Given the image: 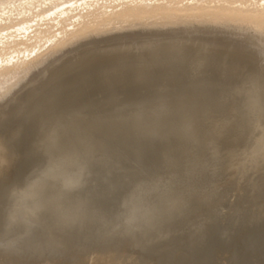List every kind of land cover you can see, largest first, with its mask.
I'll use <instances>...</instances> for the list:
<instances>
[{"label":"rangeland","instance_id":"rangeland-1","mask_svg":"<svg viewBox=\"0 0 264 264\" xmlns=\"http://www.w3.org/2000/svg\"><path fill=\"white\" fill-rule=\"evenodd\" d=\"M106 21V20H105ZM94 25H98V23H96V21L93 23ZM92 23L91 24H87L84 28H83V30L84 29H86L87 31H88V33H91L92 31H94L93 30V27H94V25H93ZM88 27V28H87ZM142 28V29H141ZM149 29V27H137V29L136 28H132V30H134L133 32H132V30L131 29H129V31H126V37H128L129 38V36H130V34L132 35V33H133V36H131V38L127 41H125V42H123V44H121V46H119L118 48H114V52L116 53L117 51L119 52V51H127V50H135V51H144V50H146V51H149L151 48H153V47H158V49H160V48H164L165 46V48H167L168 47V49L169 50H167L164 54H162L160 57H157V59H155V60H153L149 65H153L154 63H158V64H160L159 63V61L161 62V64L163 63V65L162 66H164L163 67V72L164 73H166L167 74V67H165V63H167L168 65H170V64H172L173 62H174V64H177V62L178 61H173L174 59H172V54H174V53H177L176 51H179V50H181V49H190V48H203V49H207V50H210V51H216V53L219 55V54H222V55H220L221 57L223 56H226L225 57V59L227 60H225V59H222L223 61L225 60L227 63L229 62V60H233V58H234V60H235V62H237V60H239V62L242 60L243 62H245V63H243L242 61H241V64L242 65H239V69H243V67L245 68V69H247V65L249 66L248 67V69L247 70H249V68H251L252 70H253V72L254 73H257L258 71H259V68H260V64H261V60H262V58H264V57H262V52H264L263 50H264V38H262V36H261V34H260V32L259 31H257V30H245L244 29V31H243V28H235V29H232V28H230L229 30H224V31H222V30H219V31H212L213 33V35L211 34V31H197V32H187V31H184V30H182V29H175L174 31L173 30H165V29H163L162 30V28H157V30H156V28H150L149 30L151 31H149V30H147L146 31V29ZM91 29V30H90ZM143 29H145V31L148 33V34H150V35H148L146 32H144L143 31ZM152 29V30H151ZM156 31H158V32H156ZM240 29V30H239ZM135 30L137 31V32H135ZM138 30H139V34H138ZM180 32H179V31ZM163 31V32H162ZM165 31H167V33L169 32V31H171V33L169 32L168 33V35H167V33H165ZM222 31V32H221ZM135 32V33H134ZM143 32L145 33V34H143ZM163 34H162V33ZM179 32V33H178ZM183 32V33H182ZM218 32V33H217ZM182 33V34H181ZM189 33V34H188ZM196 33V34H195ZM134 34H137V35H134ZM141 34H142V36H141ZM155 34H157V35H155ZM170 34V35H169ZM176 36H174V35ZM185 34V35H184ZM186 34H188V35H186ZM194 34V35H193ZM217 34V35H216ZM225 34H227L226 36H225ZM258 34V35H257ZM107 35L109 36L110 34H105V33H101L100 32V34H89V35H85L83 38H70V39H67V40H65V41H61V43H59V46L55 49V48H51V47H48L46 50H44L42 53H41V55H39L38 56V59H35L34 61H33V63H34V67L35 68H33L34 70L33 71H35V73H34V75L36 74V72L38 73V68H40V71L42 72L45 68H48L50 65H53L54 63L53 62H55V63H58V62H64L66 59H68V56L70 57L71 56V54L74 56V55H77V53H72L73 51L72 50H76V48H78V45L79 46H81V45H83V43H84V45H86V44H89V43H91V40L93 41H95L96 39H101L100 40V42H101V44H99L100 42L98 41V40H96L95 42H93V43H91V44H89V47L90 48H92V50H93V52H97V53H99V54H101V53H105V51H107L108 50V48H109V45H108V39L106 38L107 37ZM117 35L118 36H125V35H119V34H114V35H110L108 38L110 39V38H114V37H117ZM128 35V36H127ZM159 35H162V36H159ZM165 35V36H164ZM167 35V36H166ZM172 35H173V37H175V38H173L172 37ZM183 35H184V37H183ZM198 35H201L200 37L198 36ZM230 35H231V37H230ZM250 35V36H249ZM102 36V37H101ZM105 36V37H104ZM136 36V37H135ZM139 36V37H138ZM147 36H149L148 38H150L149 40H147ZM155 38H154V37ZM172 37V40L170 39V37ZM177 36L178 37H180V39L179 38H177ZM186 36H187V38H186ZM205 36H207V37H210V38H207V37H205ZM217 36H219L220 37V39H219V37H217ZM223 36H224V38H223ZM244 36V37H243ZM96 37H100V38H96ZM136 38V40L134 41V39H132V38ZM142 37V38H141ZM144 37V38H143ZM164 37V38H163ZM165 37H168L167 39L165 38ZM191 37V38H190ZM195 37V38H194ZM203 37H205V39L203 38ZM214 37V39H212ZM216 37V38H215ZM103 38V39H102ZM105 38L107 39V40H105ZM138 38L140 39V40H138ZM146 38V39H145ZM157 38V39H156ZM189 38V39H188ZM198 38V39H197ZM207 38V39H206ZM222 38V39H221ZM230 38H233V39H230ZM238 38V39H237ZM249 38V39H248ZM188 39V40H187ZM193 39V40H192ZM202 39V40H201ZM251 39V40H250ZM261 39V40H260ZM71 40V41H70ZM73 40H75V41H73ZM90 40V41H89ZM102 40L103 41H106V43L104 42L103 43V45H102ZM157 40V41H156ZM171 40V41H170ZM183 40V41H182ZM235 40H237V41H235ZM87 41V42H86ZM239 41V42H238ZM247 41V42H246ZM139 42V43H138ZM148 42V43H147ZM98 43V44H97ZM243 43H244V45H243ZM64 44V45H63ZM165 44V45H164ZM61 45V46H60ZM91 45L93 46V47H91ZM98 45H101V46H98ZM108 45V46H107ZM133 45V46H132ZM169 45V46H168ZM178 47V49H176V47ZM246 45V46H245ZM74 46H76V47H74ZM186 46V47H185ZM261 46H263V47H261ZM60 47V48H59ZM72 47V48H71ZM94 47H96V48H94ZM99 47V48H98ZM188 47V48H187ZM212 47H214V48H212ZM75 48V49H74ZM254 48V49H253ZM176 50L175 52L174 51H171V50ZM258 49V50H257ZM262 50V51H261ZM46 51V52H45ZM69 51H71L70 53V55L68 54L69 53ZM48 52H50V53H48ZM64 52L65 53H67V54H64ZM53 53V54H52ZM62 53V54H61ZM58 54H60V55H58ZM171 54V55H170ZM225 54V55H224ZM235 54V55H234ZM61 55H65V57H61V58H59ZM67 55V56H66ZM59 56V57H58ZM220 56H219V59H220ZM228 56H229V58H228ZM230 56H232V57H230ZM57 57H58V59H60V60H58L57 59ZM67 57V58H66ZM236 57V58H235ZM50 58H54L53 60L51 59L50 60ZM232 58V59H231ZM237 58H239V59H237ZM240 58H241V60H240ZM244 58H246L247 59V61H246V59H244ZM219 59H213L212 60V62H214V63H216V64H218L219 65V63L221 62V61H218ZM249 59H251V60H249ZM46 60H48V61H46ZM54 60H58V61H54ZM117 60V59H116ZM233 60V61H234ZM47 63H46V62ZM50 61H52L51 63H50ZM169 61H170V63H169ZM185 60H183V61H181L182 63L184 62ZM250 61H252V62H250ZM154 62V63H153ZM165 62V63H164ZM185 62H188V61H185ZM184 62V70H186L185 69V66H187L186 65V63ZM232 61H230L229 62V64L231 63ZM248 62H250L249 64H247ZM47 65H46V64ZM180 62H178V64H179ZM197 63V62H196ZM199 63V62H198ZM197 63V64H198ZM201 63V64H200ZM199 64L201 65V66H203V63H205V62H200ZM213 63V64H214ZM225 63V62H224ZM233 63V62H232ZM42 66H41V65ZM50 64V65H49ZM128 64V63H127ZM177 64V67L179 66V69L177 70V71H179V72H177L176 70H174V68L176 69L177 67L175 66L174 68H172L173 69V72H172V70H171V72L172 73H170V69L168 68V70H169V74L168 75H170V77L168 78V79H170L169 81L171 82V80H172V82L171 83H169L168 82V79H167V81H165L166 80V78L165 77H167V75L166 74H161V75H159V78H161V79H158V76L157 77H155V76H150V75H146V72H145V69H143L142 71H140L141 69H139L138 70V67L136 66V67H134L135 66V64H134V66L133 67H129L128 68V65H125V66H123V68L125 67V69L121 72V71H116V70H110L111 71V73H110V71L109 70H106L107 71V73H106V71H102V73H99V75H97L95 78L97 79V82L94 84V85H91V87L90 86H88V87H86V88H84L83 89V92H82V89H81V91H79L80 93H78V95L75 97V99H73L72 101H77L79 104H78V111H76V112H74L73 111V109H70L71 107H70V105H71V101H69L68 99H66V100H63V101H61L58 105H57V107L55 108L56 110H55V113H53L50 117H44V118H42L41 117V119L40 120H38V123L36 122V121H34V122H31L30 123V125H28V127H26V128H24V126H21L23 123V119H24V115H20V116H17L15 119L17 120H15V119H13V121H11V123L9 124V126L8 127H6V128H4V127H0V129H2V130H0V134H6V136L7 137H9V138H13L14 136L16 137V138H13V139H10V143H9V145H8V149H9V152L7 153V156H6V160L8 161V163H7V165H5L4 166V168H3V171H4V176H3V178L2 179H0V217H2L3 216V213H4V210L7 208V206H8V203H9V201H8V196H9V193H10V191L14 188V187H16V186H19V185H21L22 184V182H23V184L26 182V180L33 174V173H35V172H38L41 168H43L44 167V164H45V162H46V158H45V156H44V154L39 150V149H37L38 147H37V145H38V141L40 140L39 138H41V131H39V129H42L41 128V125H42V121H44V120H47V119H49V118H51L53 115H55V114H58V113H60V114H63L65 117H66V119L63 121V124H64V126H63V129H64V133H65V142H66V144L68 145V146H77L81 141H83V142H87V141H89L88 139V136H92V138H91V136H90V139H91V141L90 142H87L88 144L90 143V145H92L93 147H94V150H93V152H95L96 150V148H97V150L99 151H96L95 153H93L92 152V154H91V157H90V159H89V162H88V165H89V167L91 168V169H89V167H88V175H87V178H86V180L88 179L89 180V178H90V180L89 181H91V182H89L88 180L86 181V184H85V188H87V190H85V188H83V190H81V191H79L78 193H76L75 194V196L78 198H80V199H84L85 201H88L87 203L89 204V206L91 207V208H93V210H94V208L96 207V208H98V209H95L94 211H93V214H95V215H91V217H90V220H92V222L91 221H88L86 224H84L83 226H85V227H83V226H77V227H73V228H71L70 229V231H69V229L68 230H66V231H62L61 233H66V234H64V235H66L65 237H66V239H65V237H63L62 236V234L60 233V232H58L56 235L58 236V234L60 235V237H56V238H61V241H59V242H57L60 246L63 244V245H67L66 243H68V241L70 242V243H72V242H74V241H76V240H78V238L80 239L81 238V236H95L96 234L95 233H98V234H100V235H106V234H111V235H113V236H116V235H118V234H112V231H113V227L115 226V225H113V223L114 224H116L119 220V216H121L122 214L120 213L121 211H122V213H127L128 212V210H129V214H127L128 216H131V217H134V218H139L140 220L141 219H144V220H141V221H144V223H148V224H150V227H148V228H146L144 231H143V233L145 232V234H146V236H147V239H148V241H150V239H151V237H152V235L151 234H153V232L154 233H156V230H157V226L158 227H160L161 226V228H160V230H159V232L157 233V238L155 239V240H152L151 241V243L154 245L155 244V242H156V240H157V242L156 243H158L159 242V244H156V245H158L160 248H161V250H160V248L159 247H154L153 245H151V244H149L148 245V247L151 249V251L149 250V248L147 247V251L149 252V254H147L148 252L147 251H142V253L140 254V251H139V249H133L132 248V246H131V239H130V237H125L123 240H119L118 242L120 243V247H119V249L117 250V249H108V250H105V249H89V250H87V251H85V252H81V253H72V254H70V255H65V256H61V255H55V257L57 258L56 260H59L60 259V257H61V259L58 261V262H60L59 264H66V263H64L65 262V260L66 259H68L69 260V262H68V260H66V262H67V264H142V262H145V261H148V263H146V264H178V261L177 260H181V261H183V263L184 264H200V263H202V264H258L259 263V261H261L259 264H264V207H262V204H264V201H262V199H261V190L262 189H264V176H263V174H264V151H262L261 149H262V147L264 148V145H259V144H256V142H254V140L252 141V143H250V139H249V136L247 135V133L249 134V132H248V130H247V128H246V126H245V124H244V122H242V119H241V117L240 116H235V117H232V113H231V109L230 108H232V105H231V102H230V100H228L227 98H229V95H228V93L227 92H229V89H230V85L229 84H231L230 83V81H226V80H223V81H221V79L219 78L220 76L219 75H217L218 74V71H217V73H214V75H213V73L212 72H216V70L218 69V67H215L213 64L211 65H209L210 66V68L212 67V70H214L215 69V71H212L211 69H207V71H211V73H212V75H210V73L209 72H206V73H209V74H207V76H206V74H205V72H204V68H207V67H205V66H207L208 64H206L205 63V66H203V67H201V70H200V66L199 67H197V66H193V64L194 63H187V64H192L191 66H189L188 65V67L191 69V71H190V69L188 68V70H186V71H184L183 70V64H179L178 65ZM198 64V65H199ZM235 64V63H234ZM238 64H240V63H238ZM245 64H247L246 66H244ZM43 65H44V67H43ZM130 65V64H129ZM137 65V64H136ZM148 65V66H149ZM182 65V66H181ZM196 65V64H195ZM220 65H225V64H222V63H220ZM219 65V66H220ZM250 65H252L251 67H250ZM253 65H254V67H253ZM180 66L182 67L181 68V71L183 72H185L186 74H183L181 71H180ZM208 66V67H209ZM241 66H243V67H241ZM146 67V66H145ZM170 67V66H169ZM171 67H173V65L171 66ZM194 67H197V68H199L198 70H196V73H195V70H193L192 68H194ZM214 67V68H213ZM121 69L120 70H122L123 68L122 67H120ZM126 68H128V69H126ZM134 68H136L137 70L134 72ZM141 68V67H140ZM166 68V69H165ZM187 68V67H186ZM217 68V69H216ZM219 68H221V67H219ZM36 69V70H35ZM42 69V70H41ZM132 69V70H131ZM165 69V70H164ZM118 70H119V68H118ZM127 70V71H126ZM206 70V69H205ZM244 70V69H243ZM243 70H241V72L243 71ZM251 70V71H252ZM255 70H257V72L255 71ZM39 71V72H40ZM125 71V72H124ZM167 71V72H166ZM177 73H176V72ZM192 71L195 73V74H197L199 77H197V75H195V74H193L192 73ZM197 71H199L198 73H197ZM200 71H202L201 73L203 74L204 73V76H205V78H204V76L202 77L201 75V73H200ZM246 71V70H245ZM245 71H243L244 73H245ZM251 71H247L248 73H250ZM28 73L27 74V76L29 77V78H27V76H26V78L27 79H29V80H27L26 78H24V80H22L21 82H19V83H21V84H23V83H25L26 81V83L28 84L29 83V85H27L26 83L24 84L25 86H21V84H20V86H19V83L17 84L18 85V89L16 88V87H14V88H10V90L11 91H9V90H7L8 91V93H6V91H2L1 89H0V117L4 114V115H6V114H8L9 112H11L12 110H14V108L16 107V104H17V101H18V99H19V97L20 98H22V97H24V95H25V97H26V95L30 92V91H32V89L33 88H36L37 86H39L40 85V79L39 78H37V77H35V80H33L32 81V79H34V75H33V73ZM40 72V73H41ZM115 72V73H114ZM119 72V73H118ZM125 74H127L126 76L124 75V73ZM132 72V73H131ZM144 72H145V76H144ZM184 75V77L181 75V79H178V77H180V74L181 73ZM240 72V73H241ZM252 72V73H253ZM104 73V74H103ZM110 73V74H109ZM123 73V74H122ZM132 74V78L130 77V75L129 74ZM134 73H136V75H134ZM138 73V74H137ZM141 73V74H140ZM178 74V73H180V74H178V76L176 75V74ZM192 73V74H191ZM115 74V75H114ZM117 74H119V77H121L122 75V77L121 78H118V77H116V75ZM141 76H140V75ZM190 74V75H189ZM215 74L217 75V77L215 76ZM103 75V76H102ZM104 75H106V76H104ZM111 75V76H110ZM113 75V76H112ZM164 77H163V76ZM166 75V76H165ZM186 75V76H185ZM189 75V76H188ZM245 75V74H244ZM30 76H32L33 78H31ZM100 76V77H99ZM118 76V75H117ZM137 76H139V77H137ZM149 76L151 77V78H149ZM175 76H176V78H175ZM190 76H194V78H192L193 80H191V78H189ZM208 76H210L211 78H212V82H213V79H214V83H212V82H210L209 80H207V79H211L210 77L208 78ZM215 76V78H213ZM106 77H108L109 79H110V83L108 82V78H106L107 79V81L105 80V78ZM141 77V78H140ZM146 77L147 78H149L150 79V81H148L147 79H146ZM154 79H153V78ZM196 77V78H195ZM204 78V79H201V78ZM104 78V79H103ZM114 78V79H113ZM118 78V80H116ZM143 78V79H142ZM144 78L146 79V80H144ZM173 78V79H172ZM175 78V79H174ZM188 78L190 79V82H188L187 80H188ZM26 79V80H25ZM31 79V80H30ZM37 79V80H36ZM124 79H127V80H124ZM142 79V80H141ZM155 79H157L158 80V82L155 80ZM164 79V80H163ZM183 79V80H182ZM187 79V80H186ZM198 79V82L197 81H195V80H197ZM217 80V82H216V80ZM113 80H115L114 81V83L112 82ZM121 80V81H120ZM135 80V81H134ZM141 80V81H140ZM144 80V81H143ZM152 80L154 81V82H152ZM160 80H162L163 82H161ZM178 80V81H177ZM200 80V81H199ZM218 80H220V81H218ZM30 81V82H29ZM103 81V82H102ZM125 81H127V83L125 82ZM130 81V82H129ZM138 81L140 82V83H138ZM146 81H148V82H146ZM165 81V82H164ZM179 81H181V83H183V85H185L184 87H182L183 85H181V83L179 82ZM183 81H185V82H183ZM186 81H187V83H188V85H189V87H188V85H187V83H186ZM192 81H194V82H192ZM203 81H205L204 83H203ZM209 81V82H208ZM101 82H102V84H101ZM129 82V83H128ZM132 82H137V83H135V87H134V84L132 83ZM178 82V83H177ZM200 82H201V84H200ZM222 83V82H225V83H222V85H220L219 83ZM233 82V81H232ZM100 83V84H99ZM107 83V84H106ZM116 83V84H115ZM132 83V84H131ZM142 83V84H141ZM146 83H147V85H146ZM152 83V84H151ZM158 83V84H157ZM168 83V84H167ZM185 83V84H184ZM196 83H199V85L198 84H196ZM207 83V84H206ZM209 83V84H208ZM98 84V85H97ZM104 84V85H103ZM112 86H111V85ZM128 84H129V86H128ZM139 84V85H138ZM145 84V85H144ZM149 84V85H148ZM154 84H155V86H154ZM157 84V85H156ZM167 84V85H166ZM172 84V85H171ZM175 84V85H174ZM179 84V85H178ZM203 84V85H202ZM206 84V85H205ZM213 84V85H212ZM218 84V85H217ZM224 84H226V85H224ZM228 84V85H227ZM102 85V86H101ZM108 85L110 86L109 88H108V90H106V88H103L104 86L105 87H108ZM122 85V86H121ZM139 87H138V86ZM143 85V86H142ZM192 85V86H191ZM194 85V86H193ZM198 85V86H197ZM207 85H209L208 87H207ZM212 85V86H211ZM117 86V87H116ZM120 86V87H119ZM124 86V87H123ZM141 86V87H140ZM147 86V87H146ZM151 86V87H150ZM152 86H154V87H152ZM156 86H158V87H156ZM161 86V87H160ZM170 86H171V89H172V91L170 90ZM191 86V87H190ZM215 86V87H214ZM217 86V87H216ZM220 86V87H219ZM20 87H21V89H22V92L20 91L21 89H20ZM24 87H25V90H24ZM93 87H94V89H93ZM99 87V89H97ZM102 87V89L100 90V88ZM126 87H129V88H131V90L132 91H134L135 92V94L136 95H133L134 93H132L131 94V90L129 89V88H127L126 90L124 89V88H126ZM145 87V88H144ZM165 87V90L163 89ZM169 87V88H168ZM181 87L182 88H187V89H181ZM203 87V89H201ZM219 87V88H218ZM225 87V88H224ZM228 87V88H227ZM88 88V89H87ZM91 88V89H90ZM117 88H118V90H119V88H120V92H129L130 94H131V96H130V94H129V96L127 97V95L126 94H122V93H118L119 91H117ZM134 88L137 90L138 88V90L136 91V90H134ZM151 88H152V91H151ZM159 90H158V89ZM176 88H178V90H176ZM189 88V89H188ZM193 88H195V89H193ZM197 88V89H196ZM207 88H209V89H207ZM213 88V89H212ZM216 88V89H215ZM224 88V89H223ZM227 88V89H226ZM14 89V90H13ZM27 89V90H26ZM87 89V90H86ZM92 89L94 90V91H92ZM95 89H96V91H95ZM129 89V90H128ZM154 89H157V90H155V91H153ZM161 89L162 90H164V91H161ZM218 89V90H217ZM219 89H220V91H219ZM117 92H116V91ZM142 91V90H147V92L145 91V92H143V93H140V91ZM149 90H150V92H149ZM175 90V91H174ZM198 90V91H197ZM211 90V91H210ZM214 90V91H213ZM215 90H217V91H215ZM226 90H227V92H226ZM14 91H16V92H14ZM84 91H86V92H84ZM88 91V92H87ZM102 91H104V92H102ZM131 91V92H130ZM204 91H205V93L206 94H204ZM15 93V94H12V93ZM93 92V93H92ZM98 92H99V94H98ZM100 92L102 93L101 95H103V97L100 95ZM151 92H152V94H151ZM157 92V93H156ZM217 93V95H218V97H216L217 95H216V93ZM227 94H225V93ZM2 93H4V94H2ZM24 93H26V94H24ZM88 93V95H86ZM89 93H91V94H89ZM108 93H111L112 95L114 94V96H112V95H108ZM141 95H139V94ZM146 93V94H145ZM151 94V95H149V94ZM208 93V94H207ZM214 93V94H213ZM222 93H223V95H222ZM1 94H2V96H1ZM7 94V95H6ZM22 94H24V95H22ZM118 94V95H117ZM142 94H144V96L142 95ZM158 94V95H157ZM182 94V95H181ZM185 94V95H184ZM191 94V95H190ZM3 95H5L6 96V98H5V96H3ZM18 96L17 98H16V96ZM81 95H82V97H81ZM106 95H108V96H106ZM117 95V96H116ZM120 95V96H119ZM138 95V97H136ZM175 95H176V97L178 98H176L175 99ZM220 95H221V97H220ZM226 95V96H225ZM13 96V98H11ZM79 96V97H78ZM83 96H85V98L83 97ZM94 96H95V98H94ZM97 96V97H96ZM98 96H101V97H99L98 98ZM107 98H106V97ZM126 98H125V97ZM203 96V97H202ZM1 97H3V98H1ZM10 97V98H9ZM117 97H119V99L117 98ZM131 97V98H130ZM172 97V98H171ZM214 98V99H212V98ZM215 97L217 98L216 100H215ZM9 98V99H8ZM84 98V99H83ZM90 98L93 100V98H94V100L92 101V100H90ZM106 98V99H105ZM124 100H123V99ZM128 98V99H127ZM138 98H139V100H138ZM148 98V99H147ZM222 98H224V99H222ZM8 99V100H7ZM104 101H103V100ZM112 99V100H111ZM117 101H116V100ZM146 99H147V102H146ZM156 99V100H155ZM192 99V100H191ZM196 99V100H195ZM218 99L220 100L221 99V101H219V102H217V103H220V104H218V106H217V103L215 102V101H218ZM5 102H7V103H5ZM71 100V99H70ZM85 100V101H84ZM86 100H87V102H86ZM89 100V101H88ZM106 100V101H105ZM154 100V101H153ZM209 100V101H208ZM9 101V102H8ZM12 101V102H11ZM79 101H81V102H79ZM104 103H103V102ZM137 101H142L143 102V104L142 105H140V106H143V107H140L139 105H137ZM173 101V102H172ZM177 101V102H176ZM184 103H183V102ZM196 101V102H195ZM4 102V104H2ZM76 102V103H77ZM84 102V103H83ZM92 102V103H91ZM95 102H97V104L95 103ZM128 102V103H127ZM134 102L136 103V104H134ZM188 104H187V103ZM191 102V103H190ZM199 102V103H198ZM227 102V103H226ZM9 103H10V105H9ZM73 103V102H72ZM103 103V105H100V104H102ZM117 103V104H116ZM130 103H133V105L132 104H130ZM91 104V105H90ZM108 106V107H106V105ZM161 104H163L164 105V110H163V112H159L158 111V107H160V105ZM172 104V105H171ZM185 104V105H184ZM212 105L211 107L210 106H207V105ZM213 104H216V106L219 108V109H217V108H215V106H213ZM223 104V105H222ZM1 105H3V106H1ZM66 105V106H65ZM81 105V106H80ZM99 105V106H98ZM175 105V106H174ZM196 105V106H195ZM198 105V106H197ZM220 105H222V107H223V109L225 110H223L222 109V107L220 108ZM85 106H86V108H85ZM104 106V107H103ZM206 106V107H205ZM226 108H225V107ZM14 107V108H13ZM83 107H84V109H83ZM112 107V108H111ZM120 107H122V108H120ZM147 107V108H146ZM194 107V108H193ZM97 108V109H96ZM99 108V109H98ZM131 108V109H130ZM136 108H138L137 110H136ZM141 108V109H140ZM144 108V109H143ZM150 108L152 109V110H157L158 111V115H160V116H157V117H151V111L152 110H150ZM171 108V110H169ZM186 108V109H185ZM208 108V109H207ZM12 109V110H11ZM94 109V110H93ZM146 109H148V110H146ZM167 109V110H166ZM173 109V110H172ZM216 109V110H215ZM227 109H229V110H227ZM82 110V111H81ZM103 110V111H102ZM118 110V111H117ZM123 110H125V111H123ZM208 110V111H207ZM210 110V111H209ZM73 111V112H72ZM111 111V112H110ZM127 111V112H126ZM129 111H131V112H129ZM141 111V112H140ZM169 111V112H168ZM187 111V112H186ZM190 111V112H189ZM192 111V112H191ZM203 111V112H202ZM99 112V113H98ZM136 112V113H135ZM197 114H196V113ZM200 112V113H199ZM222 112V113H221ZM88 113V114H87ZM91 113V114H90ZM105 113V114H104ZM109 115H108V114ZM140 113L141 114H143L142 116L140 115ZM170 113V114H169ZM228 113V114H227ZM231 113V114H230ZM75 115L76 117H72V115ZM96 114V115H95ZM101 114V115H100ZM126 114V115H125ZM136 114H138V117H137V115ZM146 114V115H145ZM167 114H168V117H167ZM196 114L197 115V117L196 116H194V115ZM200 114V115H199ZM202 114V115H201ZM226 114V115H225ZM3 115V116H4ZM88 115V116H87ZM102 115H103V117H102ZM105 115V116H104ZM166 115V116H165ZM221 115V116H220ZM231 115V116H230ZM85 116H87V119H85ZM98 116H100L101 118H104V121H106V123H104V124H101L100 126H98L99 124H97L96 123V118L98 117ZM111 116V117H110ZM116 116V117H115ZM125 116V117H124ZM189 116V117H188ZM200 116H202V117H200ZM229 116V117H228ZM20 119H19V118ZM108 117L109 118H111V119H108ZM117 117H118V119H117ZM130 117V118H129ZM149 117V118H148ZM2 118V117H1ZM18 118V119H17ZM69 118V119H68ZM90 118V119H89ZM159 118V119H158ZM186 118H187V121H186ZM189 118V119H188ZM195 118V119H194ZM199 118V119H198ZM201 118V119H200ZM221 118V119H220ZM225 118V119H224ZM113 119V120H112ZM123 119V120H122ZM129 119H131V120H129ZM133 119V120H132ZM141 119V120H140ZM220 121H219V120ZM231 120L232 121V123L230 124V126L229 125H227L226 126V124L224 123V122H227V121H229V120ZM18 120H21V121H19L18 122ZM111 120V121H110ZM121 122H120V121ZM135 120V121H134ZM140 120V121H139ZM148 120V121H147ZM150 120H152V121H150ZM163 120H164V123H162L163 122ZM167 120V121H166ZM189 120V121H188ZM193 120V121H192ZM195 120V121H194ZM196 120H197V122H198V124H197V122H196ZM217 120V121H216ZM41 121V122H40ZM125 121V122H124ZM160 121V122H159ZM172 121V122H171ZM185 121V122H184ZM219 121V122H218ZM78 122V123H77ZM108 122H110V124H111V122H113V125L111 126L110 124H108ZM135 122V123H134ZM187 122V123H186ZM191 122V123H190ZM194 122V123H193ZM223 122V123H222ZM240 122H242V123H240ZM21 123V124H20ZM117 123V124H116ZM132 123V124H131ZM149 123V124H148ZM151 123V124H150ZM200 123V124H199ZM202 123H203V125H202ZM215 123V124H214ZM219 124V126H218V124ZM18 124H20V125H18ZM35 124V125H34ZM41 124V125H40ZM84 124V125H83ZM127 124V125H126ZM165 124V125H164ZM171 124H173L172 126H170ZM183 124H184V126H183ZM186 124V125H185ZM18 125V126H17ZM116 125V126H115ZM119 125V126H118ZM121 125V126H120ZM124 125H126V126H124ZM159 125V126H158ZM167 125H169V126H167ZM175 125V126H174ZM183 127H182V126ZM205 125V126H204ZM211 125V126H210ZM216 125V126H215ZM225 125V126H224ZM243 125V126H242ZM31 126V127H30ZM97 126V127H96ZM107 126V127H106ZM162 126V127H161ZM165 126H167V129L165 128ZM187 126V127H186ZM214 126V127H213ZM239 126V127H238ZM240 126H241V128H240ZM16 127V128H15ZM19 127V128H18ZM21 127H22V129H21ZM40 127V128H39ZM115 127V128H114ZM118 127V128H117ZM119 127H121V129L119 128ZM126 127H128V128H126ZM147 127H151V129H148ZM156 127H158V128H156ZM168 127H170L169 128V130H168ZM182 127V128H181ZM185 127L187 128L186 130H185ZM202 127V128H201ZM204 127V128H203ZM211 127V128H210ZM3 128H4V130H3ZM28 128V129H27ZM37 128V129H36ZM99 128V129H98ZM101 128V129H100ZM124 128H125V130H127L128 132H129V134H126V133H128V132H126L125 130H124ZM130 128V129H129ZM132 128V129H131ZM146 128V129H145ZM154 128V129H153ZM172 128V129H171ZM180 128V129H179ZM207 128L209 129V132L207 131ZM214 128V129H213ZM221 128V129H220ZM10 129V130H9ZM11 129H14V130H11ZM32 131H30V130ZM66 129H68L69 131L67 132V130ZM95 129V130H94ZM148 129V130H147ZM153 129V130H152ZM184 129V130H183ZM205 129V130H204ZM211 129L213 130V132H211ZM229 129H232V131L231 130H229ZM241 129V130H240ZM65 130H66V132H65ZM88 130V131H87ZM94 130V131H93ZM102 130V131H101ZM116 130V131H115ZM144 132V133H142V131ZM152 130V131H151ZM164 132H166L167 130V134H169V132H170V135H167L166 133H164ZM173 130V131H172ZM202 130V131H201ZM214 130H216L217 131V133H216V131H214ZM237 130V131H236ZM5 131H6V133H5ZM11 131V132H10ZM19 131V132H18ZM23 131H24V133H23ZM34 131V132H33ZM38 131H39V133H38ZM91 131V132H90ZM98 131V132H97ZM106 131V132H105ZM117 131H119V132H117ZM130 131H131V133H130ZM133 131V132H132ZM146 131H147V133H146ZM150 133H149V132ZM162 131V132H161ZM195 131V132H194ZM205 131H207L206 133H205ZM221 131H223V132H221ZM17 132L19 133V135H18V137H17ZM26 132H30L29 134L27 133L26 134ZM38 134H37V133ZM75 132V133H74ZM96 132V133H95ZM103 132V133H102ZM108 132V133H107ZM125 132V133H124ZM137 132V133H136ZM140 132V133H139ZM152 132V133H151ZM154 132H158V133H163V134H165V135H163V134H161L160 135V137L161 138H163V139H161L160 137H159V134H158V136H157V134L156 133H154ZM174 134H173V133ZM190 132H191V135H190ZM215 132V133H214ZM237 132V133H236ZM22 133V134H21ZM77 133V134H76ZM88 133H89V135H88ZM92 133V134H91ZM106 133V134H105ZM118 133H119V137H118ZM121 133V134H120ZM133 133L134 134H138V136H136V135H133ZM149 133V134H148ZM227 133V134H226ZM10 134V135H9ZM24 134V135H23ZM36 134V135H35ZM69 134V135H68ZM96 134V135H95ZM101 134V135H100ZM105 134V135H104ZM171 134H172V136H171ZM231 136H230V135ZM21 135H22V137H21ZM107 135V136H106ZM115 135H116V137H115ZM121 135V136H120ZM125 136L124 137V139H123V137L122 136ZM127 135V136H126ZM132 135V136H131ZM145 135V136H144ZM149 136V138L147 137V136ZM151 135H152V137H151ZM207 135V136H206ZM226 137H225V136ZM229 136V139H228V136ZM258 136H259V134H257ZM24 136V137H23ZM29 136H31V137H29ZM36 136V137H35ZM83 136H85V138H86V140L85 139H82V137ZM106 136V137H105ZM110 136V137H109ZM141 136H143V137H141ZM154 136V137H153ZM157 136V137H156ZM167 136V137H166ZM168 136H170V139H169V137ZM190 137V139L188 138V137ZM204 136H206V137H204ZM215 136V137H214ZM218 136H219V138H218ZM220 136H223L224 138H221ZM236 136H237V138H236ZM34 137H35V140H34ZM37 137H38V139H37ZM96 137V138H95ZM101 137L103 138V141H102V139H101ZM115 138V139H113V138ZM131 138L132 139V141L133 142H131V139H126V138ZM133 137H134V140H133ZM140 137V138H139ZM159 137V138H158ZM173 137V138H172ZM21 138V139H20ZM138 138V139H137ZM155 140H154V139ZM164 138H166V140H168V142L167 141H165V139ZM171 138H172V140H173V143H172V141H171ZM185 139V140H181V139ZM193 138V139H192ZM227 138V139H226ZM247 138V139H246ZM23 139H25V140H23ZM31 139V142L29 141ZM37 139V140H36ZM82 139V140H81ZM101 139V140H100ZM136 139V140H135ZM142 139V140H141ZM153 139V140H152ZM186 139H187V141H186ZM193 141H192V140ZM205 139H207V140H205ZM208 139H210V140H208ZM218 139H221V140H218ZM20 140H21V142H20ZM73 140H75V141H73ZM79 140V141H78ZM81 140V141H80ZM95 140V141H94ZM106 142H105V141ZM111 140V141H110ZM122 140H123V143H124V141H126L124 144H122V146H121V143H122ZM145 141V143L147 144H145L144 143V141ZM157 140V141H156ZM161 140V141H160ZM162 140H163V142L165 141L166 143H163L162 142ZM176 140V141H175ZM226 140V142H224ZM235 140V141H234ZM248 140V141H247ZM23 141H24V143H23ZM33 141V142H32ZM94 141V142H93ZM99 141H100V144H99ZM113 141H115V142H113ZM129 141V142H128ZM134 141L136 142V143H134ZM138 141H140V143L138 142ZM149 141H151V143L149 142ZM170 141V142H169ZM182 141V142H181ZM195 141H196V143H195ZM209 141V142H208ZM17 143L18 144V146H19V149H15V150H11V145L13 144V143ZM71 144H70V143ZM98 142V143H97ZM110 144H109V143ZM113 143V145L115 144L116 146H118V147H115V148H119L118 150H119V152L120 151H122V147H123V153H124V155H122L123 153L121 152V155L120 156H118V154H120L119 152H116L115 153V151H118L117 149H115L114 148V146L112 145V143ZM118 142V143H117ZM119 142H121L120 144H119ZM137 142H138V144H137ZM142 142V143H141ZM153 142V143H152ZM160 143V144H157L158 145V147H157V145L155 146V144L156 143ZM161 142H162V144H161ZM177 142V143H176ZM185 142V143H184ZM190 142H194L193 144H192V146L190 145ZM236 142V143H235ZM247 142V143H246ZM21 143V144H20ZM32 143V144H31ZM73 143V144H72ZM96 145H95V144ZM106 143L107 144H109L110 146H111V148H114L113 150H111V148H110V146L108 147V145H106ZM129 143H131L132 145H133V147L132 146H130L131 144H129ZM155 143V144H154ZM169 143V144H168ZM171 143V144H170ZM187 143V144H186ZM188 143H189V145L191 146L190 148L192 149H190V148H188V149H186L187 147H186V145H188ZM249 143H250V145H249ZM24 144V145H23ZM37 144V145H36ZM100 146H98V145ZM105 144V145H104ZM119 144V145H118ZM128 144V145H127ZM136 144V145H135ZM145 146L146 145V147H144L143 145ZM148 144H149V146H148ZM152 144L154 145V146H152ZM164 144V145H163ZM165 144H168L169 146H167V145H165ZM178 144L180 147H178V146H176V145ZM181 144V145H180ZM183 144H184V146H183ZM200 144V145H199ZM218 144V145H217ZM246 144H247V146H246ZM255 144V149H257V150H255V151H253V150H249V147L252 149L253 148V146L252 145H254ZM20 145H22V146H20ZM30 145V146H29ZM162 146V147H160V146ZM175 145V146H174ZM188 145V146H189ZM194 145V146H193ZM231 145V146H230ZM258 145V146H257ZM103 146H105L104 148H109L108 150L107 149H105L104 150V148H103ZM107 146V147H106ZM120 146H121V148H120ZM128 146V147H127ZM136 146H138V147H136ZM141 146H142V148H141ZM151 146L152 147H154V149L153 148H151ZM184 147V148H182V147ZM208 146V147H207ZM211 146V147H210ZM230 146V147H229ZM234 147V150H233V147ZM28 147H30V148H28ZM32 147V148H31ZM96 147V148H95ZM103 148V150L104 151H106L107 153H110V154H105L104 153V151L102 150V148ZM126 147L129 149V151H128V149H126ZM136 147V148H135ZM157 147V148H156ZM162 149V150H159L160 148ZM165 147V148H164ZM167 147H169V148H167ZM170 147H172V149H174L173 151L172 150H170L171 148ZM175 147V148H174ZM212 147H213V149H212ZM236 147V148H235ZM247 147V148H246ZM258 147V148H257ZM22 148V149H21ZM125 148V149H124ZM139 148V149H138ZM146 148H148V149H146ZM151 149V151H150V149ZM181 148V149H180ZM199 148V149H198ZM207 148V149H206ZM211 148V149H210ZM24 149V150H23ZM35 149V150H34ZM130 149H131V153L132 154H130ZM142 149V151H140ZM156 149H157V153H156ZM168 149H169V151H168ZM194 149V150H193ZM210 149V150H209ZM111 150V151H110ZM115 150V151H114ZM138 150H139V153H138ZM147 150H149V151H147ZM181 150V151H180ZM197 150V151H196ZM208 150V151H207ZM227 150H228V152H227ZM245 150L249 153L250 152V154L252 155V156H249L248 157V155H250V154H245ZM11 151V152H10ZM16 152L17 153V155H16V153H13V152ZM18 151V152H17ZM22 151V152H21ZM102 151V152H101ZM113 151H114V153H113ZM125 151V152H124ZM145 151L147 152V153H145ZM167 151H168V153H167ZM174 151H176V153L174 152ZM184 153H183V152ZM200 151H201V153H200ZM203 151V152H202ZM209 151H211V152H209ZM212 151H215V152H212ZM234 151V152H233ZM128 152V153H127ZM141 152H142V154H141ZM149 152H150V154H149ZM151 152H154V154L153 153H151ZM165 152V153H164ZM173 152L176 154H173ZM180 152H181V154H180ZM187 152V153H186ZM205 152H207V154L205 155ZM231 152V153H230ZM246 152V153H247ZM262 152V153H261ZM31 153V154H30ZM100 153H101V156H100ZM102 153H103V155H102ZM113 153V154H112ZM189 153H191V154H189ZM208 153H210V155L208 154ZM212 153V154H211ZM256 155H255V154ZM37 154V155H36ZM100 156V159L98 158L99 156ZM112 154V155H111ZM128 154V155H127ZM145 154V155H144ZM148 154V155H147ZM168 154V155H167ZM185 155V156H183V155ZM189 154V155H188ZM192 154H194V155H192ZM261 154V155H260ZM24 155V156H23ZM36 155V156H35ZM94 157H93V156ZM97 155V156H96ZM114 155V156H113ZM117 155V157H115ZM131 157H130V156ZM143 155V156H142ZM163 155V156H162ZM167 155V157H165ZM171 155H173V157L171 156ZM183 157H182V156ZM212 155V156H211ZM217 155V156H216ZM245 155H247L246 157H248L247 159H245L244 157H245ZM256 157H255V156ZM263 155V156H262ZM29 156H30V158H29ZM32 156V157H31ZM122 156H125L124 157V159H123V157ZM148 156V157H147ZM175 156V157H174ZM190 156H191V158H190ZM198 156V157H197ZM207 156V157H206ZM209 156V157H208ZM211 156V157H210ZM235 156H237V157H235ZM95 157H97V158H95ZM108 157V158H107ZM119 157H121V158H119ZM129 157V158H128ZM142 157V158H141ZM150 157H152V158H150ZM159 157H161V158H159ZM164 159H163V158ZM172 157V158H171ZM193 157H195V158H193ZM201 157H203V158H201ZM214 159H213V158ZM229 157H231V158H229ZM251 157H252V159H251ZM260 157V158H259ZM92 158L94 159V160H92ZM103 158V159H102ZM114 158H116L115 160H114ZM120 159L119 160V162L117 161V159ZM144 158V159H143ZM159 160H158V159ZM169 158V159H168ZM174 158V159H173ZM187 158V159H186ZM197 158V159H196ZM205 158V159H204ZM221 158V159H220ZM226 158V159H225ZM31 159V160H30ZM37 159V160H36ZM96 159H98L99 161L100 160H104V161H100V163L98 162V160H96ZM112 159H113V161H112ZM144 161H143V160ZM161 159V160H160ZM167 159V160H166ZM176 159H177V162H176ZM201 159V160H200ZM204 159V160H203ZM208 159V160H207ZM215 159H217V160H215ZM224 159H225V161H224ZM243 159V160H242ZM245 159V160H244ZM253 160L255 163H253V161H251V160ZM255 159V160H254ZM256 159H260V160H256ZM11 160L12 161H14V160H16V162L18 163V165L19 164H21V163H23L22 165H20V167H19V169H18V171H16L15 173V175L14 176H11L12 175V173L10 172L11 171V168L12 167H10L9 165L11 164L12 165V163H14V162H11ZM27 160H29V161H27ZM107 160V161H106ZM109 160H111V161H109ZM124 160H126V162H123ZM140 160V161H139ZM185 161V163H184V165H183V162ZM191 160V161H190ZM249 160V161H248ZM93 161H94V163H93ZM106 161V162H105ZM109 161V162H108ZM115 161H116V163H115ZM127 161H129L130 163H128ZM132 161V162H131ZM142 161V162H141ZM153 161V162H152ZM164 161V162H163ZM172 161V162H171ZM187 161V162H186ZM196 161V162H195ZM205 161V162H204ZM215 161V162H214ZM218 161V162H217ZM227 161V163H225ZM258 161V162H257ZM37 162V163H36ZM91 162V163H90ZM159 162V163H158ZM199 162V163H198ZM201 162V163H200ZM207 162V163H206ZM260 162V163H259ZM10 163V164H9ZM27 163V164H26ZM90 163V164H89ZM93 163V165L94 166H92L91 164ZM111 163V164H110ZM114 163V164H113ZM119 163V164H118ZM139 163V164H138ZM165 163V164H164ZM172 163V164H171ZM205 163V164H204ZM249 163H251L253 166H254V168H253V166L251 165V164H249ZM259 163V164H258ZM98 164V165H97ZM104 164V165H103ZM116 164H117V166H116ZM128 164V165H127ZM148 166H147V165ZM153 164V165H152ZM171 164V165H170ZM190 164V165H189ZM198 164V165H197ZM200 164V165H199ZM221 164V165H220ZM225 164V165H224ZM244 164V165H243ZM246 164H248V165H246ZM92 167H91V166ZM101 165H102V167H101ZM122 165V166H121ZM162 165V166H161ZM178 167H177V166ZM192 165V166H191ZM193 165H195V166H193ZM216 165V166H215ZM229 165V166H228ZM104 166V167H103ZM106 166H107V168H106ZM144 166H145V168H144ZM157 166V167H156ZM200 166V167H199ZM202 166V167H201ZM248 166H250V168L248 167ZM8 167V168H7ZM94 167H95V169H94ZM112 167V168H111ZM116 167H118V169H120V170H118ZM138 167V168H137ZM148 167H149V171L151 172H153V173H155L156 174V176H158V177H162L163 178V181L165 182V183H162V185H164V188H163V186L162 185H158V187L157 186H151V189L153 190H149L150 189V187H146V189H144L143 191H142V193L140 194L141 196H139V198L138 199H136V200H134V201H131V202H129L128 200H127V192H128V189L127 188H129L132 184H133V182L135 181V180H137L138 178H140L139 176L141 175L142 176V171H144V172H146V171H148ZM156 167V168H155ZM184 167V168H183ZM186 167V168H185ZM188 167H190V169L188 168ZM232 167V168H231ZM262 167V168H261ZM93 168V169H92ZM102 168V169H101ZM109 168H111V169H109ZM151 168V169H150ZM159 168H161V169H159ZM164 168H165V170H164ZM198 168V169H197ZM200 168H202V169H200ZM216 168V169H215ZM112 169H114V170H112ZM117 169V170H116ZM127 169H129V171L127 172ZM133 169V170H132ZM142 171H141V170ZM158 170V171H155V170ZM163 169V170H162ZM200 169V170H199ZM221 169H223V170H221ZM8 170H10V171H8ZM91 170V171H90ZM98 170V171H97ZM106 170V171H105ZM131 170H132V172H131ZM137 170H138V172H137ZM191 170V171H190ZM193 170V171H192ZM211 170V171H210ZM216 170V171H215ZM225 170V171H224ZM263 170V171H262ZM93 171V172H92ZM96 171V173L94 174V172ZM108 172L106 175L104 174L103 176H102V173L101 172ZM112 171V172H111ZM120 171V172H119ZM122 171V172H121ZM124 171H125V174H124ZM135 171V172H134ZM167 171V172H166ZM188 171V172H187ZM219 171V172H218ZM115 173V175H114V173ZM137 172V173H136ZM161 172H162V174H161ZM184 172H185V174H184ZM193 173V175H191V173ZM217 172V173H216ZM111 173V174H110ZM119 175H118V174ZM168 173V174H167ZM189 173V174H188ZM198 173V174H197ZM200 173V174H199ZM92 174H93V176H95V177H93L92 176ZM99 174H101V175H99ZM122 174V175H121ZM135 174L137 175V176H135ZM159 174V175H158ZM171 174V175H170ZM173 175V176H172ZM176 175H178L177 177H176ZM182 175V176H181ZM183 175H185V176H183ZM191 175V176H190ZM197 175V176H196ZM91 176H92V178L93 179H91ZM99 176V177H98ZM102 176V177H101ZM106 176V177H105ZM115 176V177H114ZM119 176L122 178L123 177V179H120L119 178ZM126 176H130V177H132V178H126ZM187 176H188V178H187ZM19 177V178H18ZM104 177V178H103ZM117 177V178H116ZM175 177V178H174ZM190 177H192V178H190ZM261 177V178H260ZM18 178V179H17ZM69 178H70V180H69ZM96 178H98L97 180H96ZM101 178V179H100ZM182 178H184V179H182ZM72 179L73 178H71V176L70 177H68V181L69 182H71L72 181ZM112 179V180H111ZM114 179V180H113ZM116 179H118V180H116ZM170 179V180H169ZM187 179V180H186ZM204 179V180H203ZM102 180V181H101ZM104 180H106V182L104 181ZM110 182H109V181ZM123 180H125L126 182H124V183H121L120 184V186H119V183L120 182H122ZM166 180H168V181H166ZM179 180H180V182H179ZM203 180V181H202ZM93 181H95L93 184H92V182ZM103 181H104V184H105V186H104V184H103ZM116 181V182H115ZM130 181V182H129ZM177 181V182H176ZM187 181V182H186ZM192 181V183H190ZM87 182H89V183H91V184H88ZM167 182H168V184H167ZM113 183V184H112ZM126 183H127V185H126ZM132 183V184H131ZM169 183H171V184H169ZM257 183V184H256ZM22 184V185H23ZM94 184H96V185H94ZM102 184H103V186H104V188H102L103 190H104V192H103V190H101V189H99L100 187H103L102 186ZM109 184L110 186H108L107 187V185ZM116 186H115V185ZM125 184V185H124ZM173 184H175V185H173ZM178 184V185H177ZM14 185V186H13ZM88 187H87V186ZM92 186V188H91V190L89 189V186ZM101 185V186H100ZM169 185V186H168ZM183 185V186H182ZM194 185V186H193ZM2 186H6L5 187V189H1V187ZM121 186H123V187H121ZM171 186L173 187V188H171ZM97 187V188H96ZM106 187V188H105ZM117 187L119 188L120 187V191H123L122 192V194L120 193V191L118 192V190H116L115 191V189H117ZM160 187H162V188H160ZM111 188H113V190L111 189ZM122 188V189H121ZM159 188V189H158ZM176 188V189H175ZM196 188V189H195ZM207 188V189H206ZM212 188V189H211ZM108 189V190H107ZM109 189H110V191H109ZM124 189V190H123ZM172 189V190H171ZM180 189V190H179ZM195 189V190H194ZM205 189V190H204ZM208 189H210V190H208ZM84 190L86 191V192H84ZM94 192H93V191ZM98 190H101L100 191V193H99V191ZM105 190H107L108 192H106ZM127 192H126V191ZM155 190V191H154ZM157 190V191H156ZM215 190V191H214ZM89 191L90 192H92V193H89ZM124 191H125V193H124ZM152 191V192H151ZM161 193H160V192ZM185 191V192H184ZM194 191V192H193ZM202 191H203V193H202ZM257 191V192H256ZM82 192H84V193H82ZM110 192V193H109ZM115 192V193H114ZM117 192V193H116ZM146 193V194H144V193ZM151 192V193H150ZM221 192V193H220ZM249 192H251V193H249ZM80 193H82V195L80 194ZM97 195H96V194ZM119 193V195H120V197H118L117 198V196H119V195H116V194H118ZM147 193H150L149 195L147 194ZM169 193H171L170 195H169ZM199 195H198V194ZM212 193V194H211ZM215 193V194H214ZM259 193V194H258ZM108 194H109V196H108ZM112 194V195H111ZM115 194V195H114ZM143 194H144V197H143ZM154 194H155V200H153L154 199ZM173 194V195H172ZM202 194V195H201ZM206 194V195H205ZM224 194V195H223ZM246 194V195H245ZM248 194V195H247ZM256 194V195H255ZM92 195V196H91ZM124 195L126 196V197H124ZM158 195L160 196V197H158ZM165 195V196H164ZM181 195H183L184 197H181ZM186 195V196H185ZM201 195V196H200ZM214 195V196H213ZM220 195V196H219ZM223 195V196H222ZM82 198H81V197ZM85 196V197H84ZM95 196H96V199H97V197H99L97 200L95 199ZM103 196H107V197H102ZM112 197V202L113 203H111V199L109 198V197ZM123 196V197H122ZM147 196H151L150 198H148ZM163 196H164V198H163ZM169 196V197H168ZM179 196V197H178ZM191 196V197H190ZM214 197V200H213V197ZM251 196V197H250ZM89 197V199H87V198ZM90 197H91V199H90ZM157 197V198H156ZM176 197V198H175ZM188 197V198H187ZM204 197V198H203ZM211 197H212V199H211ZM221 197L223 198V200H221ZM237 197H238V200H237ZM256 197V198H255ZM94 198V199H93ZM101 198V199H100ZM107 199V201L106 202H103L102 203V201H105L106 199ZM110 199V207H109V209H108V206H109V202H108V200ZM123 198H125L126 200H124ZM143 198V199H142ZM194 198V199H193ZM217 198V199H216ZM258 198V199H257ZM105 199V200H104ZM148 199V200H147ZM149 199H150V201H149ZM164 199V200H163ZM165 199H166V201H165ZM170 199V200H169ZM183 199V200H182ZM188 199H189V201H188ZM192 199V200H191ZM4 200V201H3ZM91 200V201H90ZM98 200H100V201H98ZM102 200V201H101ZM116 200V201H115ZM119 200V201H118ZM120 200H121V206H120ZM142 200H143V202H142ZM153 200V201H152ZM159 200V201H158ZM211 200H213V201H211ZM219 200V201H218ZM224 200H225V202H226V204H225V202H224ZM254 200H256V201H254ZM8 201V202H7ZM94 201H95V203H96V205L94 204ZM123 201V202H122ZM145 201V202H144ZM151 201H152V203H151ZM158 201V202H157ZM173 201V202H172ZM182 201V202H181ZM201 201V202H200ZM5 202V203H4ZM100 202V203H99ZM108 202V203H107ZM126 202H128V203H126ZM133 202H135V204H133ZM138 202H139V204H138ZM147 202V203H146ZM148 202H149V204H148ZM161 202V203H160ZM170 202H171V206L169 205L170 204ZM181 202V203H180ZM187 202V203H186ZM215 204H214V203ZM220 202V203H219ZM222 202V203H221ZM102 203V204H101ZM105 203H107V205L108 206H106L105 205ZM122 203H124L126 206L128 205V207H126V206H124V204L122 205ZM151 203V204H150ZM164 203H166V204H164ZM168 203V204H167ZM175 203H177V204H175ZM179 203V204H178ZM224 203V205H222ZM92 204V205H91ZM98 204V205H97ZM99 204H100V206L102 207V209H101V207H100V209L101 210H99ZM131 206H130V205ZM132 204L134 205V206H132ZM141 204V205H140ZM159 204V205H158ZM173 204V205H172ZM180 204H181V206H180ZM93 205H95L94 207H92ZM188 205V206H187ZM195 205H196V207H195ZM197 205H198V207H197ZM244 205H250V208L251 209H249V210H251V212H249V211H247L246 213H248L249 212V214H245V213H243V214H237V209H240L242 206H244ZM107 208H106V207ZM120 208H119V207ZM124 206V207H123ZM138 206V207H137ZM163 206V207H162ZM164 206H165V208H164ZM174 206H176V207H174ZM180 206V207H179ZM224 208H223V207ZM255 206V207H254ZM113 207V210L111 209ZM121 207H122V210H121ZM129 207H131V208H129ZM152 207H154V208H152ZM160 207V208H159ZM171 207V208H170ZM200 207V208H199ZM105 208V209H104ZM117 208V209H116ZM133 208V209H132ZM135 208V209H134ZM108 209V210H107ZM116 210V213H115V210ZM126 209V210H125ZM165 209H167V210H165ZM173 209H175V210H173ZM180 211H179V210ZM182 209V210H181ZM105 210V211H104ZM118 210H121V211H119V213H118ZM142 210H144V211H142ZM153 210H155V212L153 211ZM159 210V211H158ZM162 210V211H161ZM97 211H99V212H97ZM102 211V212H101ZM126 211V212H125ZM135 211V212H134ZM137 211H138V213H141V216L142 217H140V214L137 216ZM178 211V212H177ZM188 211V212H187ZM95 212V213H94ZM97 212V213H96ZM110 212H111V214H110ZM114 212V213H113ZM146 212V213H145ZM153 212L155 213V214H153ZM163 212V213H162ZM195 212V213H194ZM102 213H105V214H102ZM106 213H108V215L107 216H105L106 215ZM113 213V214H112ZM156 213H157V215H156ZM160 213H161V215H160ZM166 213V214H165ZM178 213V214H177ZM251 213V214H250ZM97 214V215H96ZM98 214H100V215H98ZM119 215V216H117V217H115V215ZM145 214H146V216H145ZM175 214H177V215H175ZM205 214H206V216H205ZM209 214V215H208ZM221 214H222V216H221ZM247 215V216H245V215ZM102 215V216H101ZM105 216V218H106V220L108 221V222H110V224L108 223V225H106V220H105V222H102V220L103 219H105L104 218V216ZM150 215V216H149ZM174 215V216H173ZM199 215V216H198ZM109 216L112 218H118V219H116V220H118V221H116L115 220V222H113L114 221V219L112 218L111 220H113V221H109L110 220V218H109ZM155 216V217H154ZM178 216H179V218H178ZM189 216V217H188ZM220 216L222 217V218H220ZM223 216H224V218H228L227 220H225L224 218H223ZM96 217V219H97V217H98V223H97V220H96V223H93V221L95 220L94 218ZM101 219H100V218ZM144 217V218H143ZM203 217V218H202ZM216 217V218H215ZM91 218H93V219H91ZM174 218V219H173ZM200 218V219H199ZM109 219V220H108ZM147 219V220H146ZM168 219H169V221H168ZM208 219V220H207ZM211 219V220H210ZM216 219H218V220H216ZM176 220V221H175ZM180 220V221H179ZM197 220V221H196ZM216 220V221H215ZM219 220H220V222H222V221H226V223H224V222H222L223 224H221V223H219ZM99 221H100V224L102 223V225H100L99 224ZM104 221V220H103ZM146 221V222H145ZM157 221V222H156ZM159 221H160V224H159ZM165 222V224L163 223V222ZM178 221V222H177ZM214 221L216 222V223H214ZM112 222V223H111ZM169 224H168V223ZM105 223V224H104ZM205 224V226H203L204 224ZM210 223V224H209ZM218 223H219V225H218ZM87 224H89V225H87ZM92 224H94V227L95 228H97V230L98 231H96V229L94 230V227H92L93 225ZM95 224H98V227H97V225H95ZM198 224H199V226H198ZM215 224V225H214ZM90 225H92V226H90ZM106 225V226H105ZM109 225H111V226H113V227H111V226H109ZM154 225V226H153ZM188 225V226H187ZM192 225V226H191ZM209 225V226H208ZM222 225V226H221ZM88 226H90V227H92L93 228V230L91 229V230H89V228L90 227H88ZM100 226L102 227V229L103 228H105V227H109V228H107L108 230H105V229H103V230H105V232L100 228ZM105 226V227H104ZM153 227H155V228H153ZM188 227V228H187ZM201 227H203V230L205 231L206 229H204V228H207L208 227V229L206 230L207 232H208V236H209V238H207L208 236H206L205 234H203L205 237H204V239H202V237H203V235L201 234V233H203L204 231L201 229ZM214 227V228H213ZM190 228V229H189ZM199 228L203 231V232H200L199 234H197V230H199ZM78 229V230H77ZM81 229V230H80ZM148 229V230H147ZM150 229V230H149ZM162 229V230H161ZM196 230V232H195V230ZM212 229V230H211ZM215 229V230H214ZM242 229V230H241ZM190 230V231H189ZM201 230H199V231H201ZM209 230H211V231H215V234L214 233H212L211 231H209ZM237 230H239L238 232H237ZM69 231V232H68ZM77 231V232H76ZM83 231V232H82ZM93 231H95V232H93ZM177 231V232H176ZM178 231H179V233H178ZM181 231H183L182 233H181ZM192 231H193V233L194 234H196V235H198V237L200 236L201 237V235H202V237L200 238L199 237V239H201V240H196V242H194V243H196V244H194L193 243V241L196 239V238H198L197 236H195L196 238L195 239H193V238H190V236H189V238H188V236L186 237V235H192L193 233H192ZM198 231V232H199ZM263 231V232H262ZM73 232V233H72ZM94 234H92V233ZM184 232H187V234L186 233H184ZM189 232V233H188ZM190 232H191V234H190ZM206 232V233H207ZM211 232V233H210ZM75 233V234H74ZM82 233V234H81ZM163 233V234H162ZM184 233V234H183ZM235 233V234H234ZM69 234V235H68ZM92 234V235H91ZM230 234L232 235L231 237H229L230 236ZM237 234V235H236ZM249 234V235H248ZM73 235V236H72ZM175 235V237H173V236ZM183 235H185V236H183ZM64 238H62V237ZM122 236H124V235H120L118 238H120V237H122ZM172 236V237H171ZM180 236V237H179ZM183 236V237H182ZM214 236V237H213ZM68 237V238H67ZM72 237V238H71ZM75 237V238H74ZM181 237H182V239H181ZM213 237V238H212ZM228 237V238H227ZM234 237V238H233ZM237 237V238H236ZM183 238L184 239H186V240H183ZM188 238V239H187ZM206 238V239H205ZM227 238V239H226ZM236 238V239H235ZM166 239V241L167 242H169L168 244H167V242L166 241H163V240H165ZM170 239H171V241H170ZM172 239H173V241H172ZM180 239L182 240L181 241V243H179V241H180ZM193 240V241H190V240ZM210 240V241H206L205 243H207L206 245L203 243V241L204 240ZM63 240V241H62ZM226 240V241H225ZM236 240V241H235ZM257 242H256V241ZM65 241V242H64ZM189 241L190 242H192V244L191 243H189ZM64 242V243H63ZM162 242H163V245H165V246H163L162 245ZM203 244L202 246H200L201 245V243ZM211 242H212V244H211ZM70 243H68V244H70ZM171 243V244H170ZM174 243V244H173ZM176 243V244H175ZM185 243H188V244H186L187 245V247L185 246V245H183V244H185ZM208 243H209V246H207L208 245ZM225 243V244H224ZM242 243V244H241ZM247 243V244H246ZM200 246H198V245ZM214 244H216V245H221L220 247H222L223 245H226V251L225 252H223V253H227L228 252V254H229V252L230 253H232L233 254V257H229V255L230 256H232V254H224L223 256L221 255V254H219V252H220V250H221V248L219 247V245H218V249L217 248H215V249H217L216 250V255H217V252H218V255L216 256L215 255V253L213 254V252H215V250L214 249H212L213 250V252H211V251H209V249H211L212 247L211 246H213ZM223 244V245H222ZM262 244V245H261ZM150 245H151V247H150ZM160 245H162V246H160ZM188 245H189V247H188ZM153 246V247H152ZM169 246H171V247H169ZM178 246H180V247H178ZM184 246L185 247V249H184V247L182 248V247ZM190 246H191V248H190ZM206 246V247H205ZM237 246V247H236ZM251 246H253V247H251ZM168 249H167V248ZM175 247H176V249H175ZM202 247V248H201ZM203 247H205L204 249H203ZM210 247V248H209ZM214 247H216V246H214ZM213 247V248H214ZM153 248V249H152ZM154 248H155V252H154ZM159 248V249H158ZM163 248V249H162ZM170 248V249H169ZM173 248L176 250V256H172L173 258H174V260H173V258L171 257V254H172V251L171 250H173ZM179 248V249H178ZM188 248H190V249H188ZM195 248H197V250H196V252H200L199 254H195L194 253V251L195 250H191V249H195ZM223 248V247H222ZM157 249H158V251H157ZM187 249V251H189L188 253H186L184 250H186ZM207 249H208V251H207ZM224 249V250H225ZM233 249V250H232ZM254 249V250H253ZM131 250H133L132 251V254H131ZM153 250V251H152ZM161 252H160V251ZM169 252H168V251ZM181 250H183L182 252H181ZM201 250V251H200ZM202 250H203V252H205L204 254L202 253ZM224 250H222V251H224ZM238 250V251H237ZM179 251H180V253H179ZM192 251V252H191ZM221 251V252H222ZM233 251V252H232ZM256 251V252H255ZM101 252H103V253H101ZM143 252L145 253V254H143ZM147 252V253H146ZM151 252V253H150ZM157 252V255H158V252H160V256H161V253L163 254V252H165V253H167V255H162L161 256V258L159 257V255L156 257L154 254ZM175 252V251H174ZM174 252H173V254H174ZM186 254H185V253ZM190 252L192 253L191 255L193 256V253L195 254V255H197L196 257L195 256H193L197 261H195L194 260V258L193 257H190V259L191 258H193L192 259V261H189V262H187V263H185L184 262V260L185 259H188L189 260V256H190ZM241 252V253H240ZM243 252V253H242ZM201 253H202V255H201ZM211 253H212V255H211ZM76 254H78V255H76ZM147 254V255H146ZM187 254H188V256H187ZM139 255V256H138ZM143 255V257L141 258V256ZM145 255H146V258H145ZM183 256V257H181V256ZM222 256V258H221V256ZM240 256V258L241 259H243V258H245V259H243L242 261L243 262H241V259H239L238 258V256ZM252 257H251V256ZM154 256V257H153ZM167 256V257H166ZM184 258V260H182L181 258ZM187 256V257H186ZM202 256V257H201ZM210 256V257H209ZM216 256V258L217 257H219V260L221 259H225L224 261L222 260V262L221 261H218V258H217V260L215 261V259H214V257ZM226 256L228 257V260L226 259ZM49 257V258H48ZM52 257L53 258H55L53 255H48V256H44V257H28V256H25V257H19V256H15V255H10V254H0V264H14V263H16V264H52V261H53V259H52ZM59 257V258H58ZM66 259H65V258ZM140 257V258H139ZM178 257H179V259H178ZM186 257V258H185ZM203 257H205V260L204 261H202V259H204ZM65 259V260H63V259ZM152 258H153V260H152ZM200 259L201 258V260H198V259ZM208 258V259H207ZM254 258V259H253ZM259 258V259H258ZM72 259H74L73 260V263H72ZM148 259V260H147ZM161 259H162V263H160V262H156L157 260H159V261H161ZM164 259V260H163ZM171 260V261H169V260ZM258 261H256V260ZM143 260V261H142ZM149 260H150V263H149ZM172 260H173V262L175 261L176 263H173L172 262ZM179 260V261H180ZM187 260V261H188ZM213 260V261H212ZM246 260V261H245ZM255 260V261H254ZM166 261V262H165ZM200 261H202V262H200ZM139 262H141V263H139ZM153 262V263H152ZM168 262H170V263H168ZM192 262V263H191ZM195 262V263H194ZM198 262V263H197ZM216 262H218V263H216ZM221 262V263H220ZM179 263H181V262H179ZM182 264V263H181Z\"/></svg>","mask_w":264,"mask_h":264},{"label":"bare ground","instance_id":"bare-ground-1","mask_svg":"<svg viewBox=\"0 0 264 264\" xmlns=\"http://www.w3.org/2000/svg\"><path fill=\"white\" fill-rule=\"evenodd\" d=\"M65 2L66 3H70V0H65ZM81 12H83V15H81L79 12H77V9H74V8H64L63 9V12L62 13H58L57 14V16H56V23H52V21L51 20H49V21H46L43 25H38V26H36V28H37V31H36V33L35 34H33V33H31V32H29L28 33V36H27V39H24V40H22V41H19V43H22V44H24L25 45V47L26 48H28V49H34L35 48V46H38V49H36V55L35 56H31V57H28V58H25V59H23L19 64H17V66L13 69V71H11V72H5L4 74H2V75H0V89L2 90V91H6V93H8V91L7 90H9V91H11L10 90V88H14V87H16L17 89H18V83L19 82H21L22 80H24V78H26V76H27V74L28 73H31L34 69L33 68H35L34 66V63H33V61L35 60V59H38V56L39 55H41V53L44 51V50H46L48 47H51L52 49L53 48H57L58 46H59V43H61V41L63 42V41H65V40H67V39H72L73 37L74 38H83L85 35H89V34H100V32L101 33H105V34H110V35H114V34H119V35H125V36H118L117 35V37H114V38H108L109 36L107 35V39H108V45H109V48H108V50L107 51H105V53H101V54H99V53H97V52H93V50H92V48H90L89 47V44H91V43H93V42H95L96 40H98L99 42H100V40L101 39H96L95 41L93 40H91V43H89V44H86V45H84V43H83V45H81V46H79L78 45V48H76V50L74 51V50H72L73 52L72 53H77V55H72L70 52L71 51H69V55L71 54V56L69 57L68 56V59H66L64 62H58V63H55V62H53L54 64L53 65H50L48 68H45L42 72L40 71V68H38L39 70H38V73L36 72V74L34 75V73H35V71H33L32 73H33V75H34V79H32V81L33 80H35V77H37V78H39L41 81H40V85L39 86H37L36 88H33L32 89V91H30L27 95H26V97H25V95L24 94H26V93H24V94H22V95H24V97H22V98H20L19 97V99H18V101H17V104H16V107L14 108V110H12L11 112H9L8 114H6V115H2L1 117H0V127L2 126V127H4V128H6V127H8L9 126V124L11 123V121H13V119H15L17 116H20V115H24V119H23V124L21 125V126H24V128H26V127H28V125H30V123L31 122H34V121H36L37 123H38V120H40L41 119V117L42 118H46V117H50L53 113H55V108L57 107V105L61 102V101H63V100H66V99H68L69 101H71V105H70V109H73V111L74 112H76V111H78L79 109H78V102L77 101H75L76 99H75V97L78 95V93H80L79 91H81V89H82V92H83V89L84 88H86V87H88V86H90L91 87V85H94L96 82H97V79L95 78L97 75H99V73H102V71L104 72V71H106V70H116V71H123L124 69H125V67L123 68V66H125V65H128V68L131 66V67H133L134 66V64H135V66L134 67H138V70L139 69H141L140 71H142L143 69H145L146 67L145 66H148L153 60H155V59H157V57H160L162 54H164L167 50H169L168 49V47L167 48H160V49H158V47L156 48V47H153V48H151L149 51H146V50H144V51H135V50H123V51H117L116 53L114 52V48H118L119 46H121V44H123V42H125L126 40L128 41L130 38H131V36H133V33H132V35L130 34V36H129V38L128 37H126V31H129V29H131L132 30V28H136L137 29V27L139 28V27H149V29L150 28H156V30H157V28L159 29V28H162V30L163 29H165V30H175V29H182V30H184V31H187V32H197V31H211V34L213 33L212 31H219V30H222V31H224V30H229L230 28H232V29H235V28H243V31H244V29L245 30H257V31H259L258 30V27H257V21L255 20V18L254 17H252L251 15H249L248 13H246L245 11H243V10H236V9H233V8H229V7H227V6H221V5H219V4H216L215 2H214V0H205V3L204 4H200V3H197V4H189V3H186L185 2V0H168V2L167 3H164V4H160V3H157V4H155V5H152V4H144V5H131V6H113V5H107V4H105V5H101L100 7H97V8H92V9H90V10H87V11H84V10H81ZM28 13H31L32 14V17L33 18H35V15H36V13H35V10L34 9H31L30 7H25V6H23V5H21L20 3H19V0H0V32H6V33H8V35H9V37H11L12 35H13V33L11 32V29L13 28V27H18L19 25H20V23L22 22V21H26L27 19H28V16H27V14ZM74 13H76V15H74ZM106 20V21H105ZM96 21V23H98V25H94L93 23ZM93 24L94 25V27H93V30L94 31H92L91 33H88V31L86 30V29H84L83 30V28L87 25V24ZM88 28V27H87ZM53 29H55L56 30V32H58L59 33V35L58 36H54L53 35ZM142 29V28H141ZM146 29V28H145ZM145 29H143V31L144 32H146L147 30H149V29H146V31H145ZM91 30V29H90ZM130 30V31H131ZM152 30V29H151ZM155 30V29H154ZM155 30V31H156ZM240 30V29H239ZM129 31V32H130ZM134 30H132V32H133ZM142 31V30H141ZM140 31V32H141ZM150 31V30H149ZM176 31V30H175ZM179 31V30H178ZM221 31V32H222ZM135 32H137L136 30H135ZM134 32V33H135ZM139 32V30H138V34L140 33ZM143 32V34H145ZM151 32V31H150ZM156 32H158V31H156ZM163 32V31H162ZM161 32V33H162ZM170 33H171V31H169ZM168 32V33H169ZM180 32V31H179ZM178 32V33H179ZM142 33V32H141ZM147 33V32H146ZM165 33H167V31H165ZM168 33H167V35H168ZM183 33V32H182ZM181 33V34H182ZM218 33V32H217ZM148 34V33H147ZM163 34V33H162ZM189 34V33H188ZM188 34H186V35H188ZM196 34V33H195ZM134 35H137V34H134ZM148 35H150V34H148ZM155 35H157V34H155ZM166 35V36H167ZM170 35V34H169ZM174 35V34H173ZM173 35H172V37H173ZM185 35V34H184ZM184 35H183V37H184ZM194 35V34H193ZM213 35V34H212ZM217 35V34H216ZM227 34H225V36H226ZM258 35V34H257ZM128 36V35H127ZM141 36H142V34H141ZM158 36V35H157ZM159 36H162V35H159ZM165 36V35H164ZM175 36V35H174ZM199 37L201 36V35H198ZM250 36V35H249ZM102 37V36H101ZM105 37V36H104ZM136 37V36H135ZM132 38V39H134V41L136 40V38ZM139 37V36H138ZM149 36H147L146 38H147V40H149L150 38H148ZM154 37V36H153ZM170 37V36H169ZM172 37H170V39L172 40ZM176 37V36H175ZM175 37H173V38H175ZM205 37H207V36H205ZM205 37H203L204 39H205ZM217 37H219V36H217ZM230 37H231V35H230ZM244 37V36H243ZM96 38H100V37H96ZM105 38V40H107ZM142 38V37H141ZM144 38V37H143ZM145 38V39H146ZM155 38V37H154ZM164 38V37H163ZM166 39L168 38V37H165ZM177 38H179L180 39V37H178L177 36ZM186 38H187V36H186ZM191 38V37H190ZM195 38V37H194ZM207 38H210V37H207ZM206 38V39H207ZM216 38V37H215ZM223 38H224V36H223ZM103 39V38H102ZM157 39V38H156ZM169 39V38H168ZM189 39V38H188ZM187 39V40H188ZM198 39V38H197ZM211 39V38H210ZM212 39H214V37L212 38ZM219 39H220V37H219ZM222 39V38H221ZM230 39H233V38H230ZM238 39V38H237ZM249 39V38H248ZM138 40H140L139 38H138ZM170 40V41H171ZM193 40V39H192ZM202 40V39H201ZM251 40V39H250ZM261 40V39H260ZM68 41V40H67ZM71 41V40H70ZM73 41H75V40H73ZM90 41V40H89ZM157 41V40H156ZM183 41V40H182ZM235 41H237V40H235ZM66 42V41H65ZM87 42V41H86ZM97 42V41H96ZM95 42V43H96ZM106 43V41H103L102 40V45H103V43ZM239 42V41H238ZM247 42V41H246ZM139 43V42H138ZM148 43V42H147ZM98 44V43H97ZM99 44H101V42L99 43ZM64 45V44H63ZM107 45V46H108ZM165 45V44H164ZM243 45H244V43H243ZM61 46V45H60ZM98 46H101V45H98ZM133 46V45H132ZM169 46V45H168ZM175 46V45H174ZM246 46V45H245ZM74 47H76V46H74ZM91 47H93L92 45H91ZM176 47V46H175ZM186 47V46H185ZM261 47H263V46H261ZM60 48V47H59ZM72 48V47H71ZM94 48H96V47H94ZM99 48V47H98ZM188 48V47H187ZM212 48H214V47H212ZM75 49V48H74ZM176 49H178V47H176ZM254 49V48H253ZM258 50V49H257ZM171 51H176V50H171ZM262 51V50H261ZM264 51V50H263ZM46 52V51H45ZM177 53H174V54H172V59H174L173 61H178V62H180L179 64H183V70H184V62L185 61H188V62H185L186 63V65L187 66H185V69L186 70H188V65L189 64H187V63H194L193 64V66H197V67H199L200 66V70H201V67H203V66H205V63L206 64H208L207 66H205V67H207V68H204V72H205V74H206V76H207V74H209L210 73V75H212V73H213V75H214V73H217V71L216 72H212L211 73V71L209 72V71H207V69H211L212 70V67L210 68V64L212 65L214 62H212V60L213 59H219V56L220 55H222V54H217L216 53V51H210V50H207V49H203V48H190V49H181V50H179V51H176ZM44 53V52H43ZM48 53H50V52H48ZM53 54V53H52ZM62 54V53H61ZM64 54H67V53H65L64 52ZM58 55H60V54H58ZM171 55V54H170ZM225 55V54H224ZM235 55V54H234ZM42 56V55H41ZM67 56V55H66ZM227 56V55H226ZM226 56H220V59L218 60V61H221L220 63H222V64H228V65H235V66H237L238 68H240L239 67V65H242L241 64V61L243 60H241V58H240V62H239V60H237V62H235V60H234V58H233V60H229V62L230 61H232L230 64H229V62L227 63L226 61V59H225V57ZM59 57V56H58ZM58 57H57V59H58ZM63 58V57H65V55L63 56V55H61L59 58ZM230 57H232V56H230ZM67 58V57H66ZM225 59L224 61L222 60V59ZM228 58H229V56H228ZM236 58V57H235ZM53 60L54 58H50V60ZM117 59V60H116ZM232 59V58H231ZM237 59H239V58H237ZM244 59H246V58H244ZM58 60H60V59H58ZM58 60H54V61H58ZM183 60H185L183 63L181 62V61H183ZM249 60H251V59H249ZM46 61H48V60H46ZM45 61V62H46ZM214 61V60H213ZM246 61H247V59H246ZM52 61H50V63H51ZM178 62H177V64H178ZM199 62H205V63H203V66H201L199 63V65L197 64V63ZM225 62V63H224ZM243 62V61H242ZM250 62H252V61H250ZM250 62H246L247 64H249ZM47 63V62H46ZM45 63V64H46ZM128 63V64H127ZM154 63V62H153ZM159 63L160 64H156V63H154L153 65H163V63L161 64V62L159 61ZM165 63V62H164ZM169 63H170V61H169ZM220 63H219V65H220ZM235 63V64H234ZM238 63H240V64H238ZM243 63H245V62H243ZM253 63V62H252ZM52 64V63H51ZM130 64V65H129ZM137 64V65H136ZM177 64H174V62L172 63V64H170V65H168L167 63H165L164 65H165V67H167V71L169 72V70H168V68L170 69V73H172L173 72V69L172 68H174L175 66L177 67ZM178 64V65H179ZM196 64V65H195ZM216 66H215V65ZM213 65L215 66V67H218V69H219V67H222V65H218V64H216V63H214ZM247 64H243L244 66H246ZM251 64V63H250ZM41 65V64H40ZM47 65V64H46ZM173 65V67H171ZM192 64H190L189 66H191ZM42 66V65H41ZM170 66V67H169ZM180 66V71H181V67ZM209 66V67H208ZM252 65H250V67H251ZM43 67H44V65H43ZM120 67H122L123 69L122 70H120L121 68ZM130 67V68H131ZM141 67V68H140ZM164 67V66H163ZM187 67V68H186ZM197 67H194V68H192L193 70H195V73H196V70H198L199 68H197ZM241 67H243V66H241ZM248 65H247V69H248ZM253 67H254V65H253ZM118 68H119V70H118ZM128 68H126V69H128ZM191 68V67H190ZM189 68V69H190ZM214 68V67H213ZM135 70H134V72L137 70L136 68H134ZM164 69V70H165ZM179 69V66L175 69L174 68V70H178ZM206 69V70H205ZM217 69V68H216ZM244 69V70H243ZM243 69H240V72H241V70H243V71H245V73L242 71L241 72V74L242 75H248L249 73V71H251L252 69L251 68H249V70H247V69H245L244 67H243ZM36 70V69H35ZM42 70V69H41ZM132 70V69H131ZM171 70H172V72H171ZM186 70H184V71H186ZM41 73H40V72ZM111 71H110V73H111ZM127 71V70H126ZM144 71V70H143ZM166 71V72H167ZM175 71V72H176ZM183 71V72H184ZM190 71H191V69H190ZM212 71H215V69L214 70H212ZM248 71V72H247ZM256 72H257V70H255ZM125 72V71H124ZM123 72V73H124ZM167 72V74L166 73H164V74H166L167 75V77H165L166 78V80L165 81H167V79L170 77V75H168L169 73ZM177 72H179V71H177ZM176 72V73H177ZM182 72V71H181ZM180 72V73H181ZM182 72V73H183ZM187 72V71H186ZM199 71H197V73H198ZM202 71H200V73H201ZM206 72H209V73H206ZM253 72V70L250 72V73H252ZM106 73H107V71H106ZM109 73V74H110ZM115 73V72H114ZM119 73V72H118ZM122 73V74H123ZM132 73V72H131ZM129 74L130 75V77L132 76V74ZM162 73V74H163ZM175 73V74H176ZM180 73H178V74H180ZM180 74V77H178V79H181V75L184 77V75L183 74H186L185 72L183 73V74ZM188 73V72H187ZM192 73L193 74H195L193 71H192ZM191 73V74H192ZM254 73V72H253ZM104 74V73H103ZM128 74V73H127ZM127 74H125L124 73V75L126 76ZM138 74V73H137ZM141 74V73H140ZM139 74V75H140ZM178 74H176L177 76H178ZM202 74V73H201ZM115 75V74H114ZM118 75V76H117ZM116 75V77H118V78H121V77H119V74H117ZM134 75H136V73H134ZM146 75H147V73H146ZM165 75V76H166ZM187 75V74H186ZM185 75V76H186ZM190 75V74H189ZM188 75V76H189ZM195 75H197V74H195ZM217 75H219L220 76V74H219V72H218V74ZM217 75L215 74V76L217 77ZM29 76V75H28ZM27 76V78H29ZM103 76V75H102ZM104 76H106V75H104ZM111 76V75H110ZM113 76V75H112ZM141 76V75H140ZM144 76H145V72H144ZM163 76V75H162ZM202 77L204 76V73L201 75ZM215 76L213 77V78H215ZM31 78H33L32 76H30ZM100 77V76H99ZM137 77H139V76H137ZM155 77H157V76H155ZM164 77V76H163ZM192 76H190L189 78H191ZM197 77H199L198 75H197ZM210 76H208V78H209ZM26 78V79H27ZM105 78V77H104ZM103 78V79H104ZM106 78H108V77H106ZM105 78V80L107 81V79ZM118 78L116 79V80H118ZM132 78V77H131ZM141 78V77H140ZM149 78H151L150 76H149ZM149 78H147L146 77V79L148 80ZM153 78V77H152ZM175 78H176V76H175ZM174 78V79H175ZM188 78V82H190V79ZM192 78H194V76L192 77ZM191 78V80H193ZM196 78V77H195ZM201 78V77H200ZM204 78H205V76H204ZM204 78H201V79H204ZM211 78V77H210ZM220 78V77H219ZM25 79V80H26ZM109 79V78H108ZM114 79V78H113ZM143 79V78H142ZM141 79V80H142ZM145 78H144V80H146ZM154 79V78H153ZM158 79H161V78H159V76H158ZM173 79V78H172ZM206 79V78H205ZM204 79V80H205ZM27 80H29V79H27ZM31 80V79H30ZM37 80V79H36ZM124 80H127V79H124ZM140 80V81H141ZM143 80V81H144ZM157 82H158V80L157 79H155ZM164 80V79H163ZM170 79H168V82L169 83H171L172 82V80H171V82L169 81ZM183 80V79H182ZM207 80H209L210 82H212L211 80H212V78L211 79H207ZM216 80V79H215ZM110 81V79L108 80V82ZM114 81L115 80H113L112 82L114 83ZM121 81V80H120ZM135 81V80H134ZM148 81H150V79L148 80ZM148 81H146V82H148ZM161 82H163L162 80H160ZM164 81V82H165ZM178 81V80H177ZM187 81H186V83H187ZM195 81H197L198 82V79L197 80H195ZM200 81V80H199ZM208 81V82H209ZM218 81H220V80H218ZM221 81H223V80H221ZM227 81V80H226ZM228 81H230V80H228ZM27 82V81H26ZM25 82V83H26ZM30 82V81H29ZM103 82V81H102ZM102 82H101V84H102ZM111 82V81H110ZM109 82V83H110ZM126 83H127V81H125ZM130 82V81H129ZM128 82V83H129ZM151 82V81H150ZM152 82H154L153 80H152ZM180 83H181V81H179ZM183 82H185V81H183ZM192 82H194V81H192ZM205 81H203V83H204ZM216 82H217V80H216ZM22 83V82H21ZM21 83H19V86H20V84ZM25 83H23V84H21V86L23 85V86H25L24 84ZM133 84H134V87L136 86L135 85V83H137V82H132ZM131 83V84H132ZM138 83H140L139 81H138ZM173 83V82H172ZM178 83V82H177ZM195 83V82H194ZM212 83H214V79H213V82ZM222 83H225V82H222ZM222 83L220 82L219 84L220 85H222ZM230 83H233L232 81H230ZM27 84V83H26ZM100 84V83H99ZM107 84V83H106ZM116 84V83H115ZM142 84V83H141ZM152 84V83H151ZM158 84V83H157ZM156 84V85H157ZM168 84V83H167ZM166 84V85H167ZM185 84V83H184ZM196 84H198L199 85V83H196ZM200 84H201V82H200ZM207 84V83H206ZM205 84V85H206ZM209 84V83H208ZM27 85H29V83L27 84ZM98 85V84H97ZM104 85V84H103ZM111 85V84H110ZM139 85V84H138ZM137 85V86H138ZM145 85V84H144ZM146 85H147V83H146ZM149 85V84H148ZM172 85V84H171ZM175 85V84H174ZM179 85V84H178ZM181 85H183V83H181ZM186 85V84H185ZM185 85H183L182 87H184ZM187 85H188V83H187ZM197 85V86H198ZM203 85V84H202ZM213 85V84H212ZM211 85V86H212ZM218 85V84H217ZM224 85H226V84H224ZM228 85V84H227ZM230 85V84H229ZM14 86V87H13ZM22 86V87H23ZM95 86V85H94ZM102 86V85H101ZM112 86V85H111ZM122 86V85H121ZM128 86H129V84H128ZM143 86V85H142ZM154 86H155V84H154ZM154 86H152V87H154ZM192 86V85H191ZM190 86V87H191ZM194 86V85H193ZM209 85H207V87H208ZM223 86V85H222ZM110 86L108 85V87H103V88H106V90H108V88H109ZM117 87V86H116ZM120 87V86H119ZM124 87V86H123ZM139 87V86H138ZM141 87V86H140ZM147 87V86H146ZM151 87V86H150ZM156 87H158V86H156ZM161 87V86H160ZM181 87V89H187V88H182ZM188 87H189V85H188ZM215 87V86H214ZM217 87V86H216ZM220 87V86H219ZM218 87V88H219ZM127 88H129V87H126V88H124L125 90L127 89ZM145 88V87H144ZM169 88V87H168ZM225 88V87H224ZM223 88V89H224ZM228 88V87H227ZM226 88V89H227ZM15 89V88H14ZM13 89V90H14ZM20 89H21V87H20ZM88 89V88H87ZM86 89V90H87ZM91 89V88H90ZM93 89H94V87H93ZM92 89V91H94ZM97 89H99V87L97 88ZM102 89V87L100 88V90ZM130 90H131V88H129ZM128 89V90H129ZM139 89V88H138ZM137 89V90H138ZM158 89V88H157ZM157 89H154L153 91H155V90H157ZM160 89V88H159ZM158 89V90H159ZM164 90H165V87L163 88ZM189 89V88H188ZM193 89H195V88H193ZM197 89V88H196ZM201 89H203V87L201 88ZM207 89H209V88H207ZM213 89V88H212ZM216 89V88H215ZM16 90V89H15ZM19 90V89H18ZM24 90H25V87H24ZM27 90V89H26ZM119 90H120V88H119ZM118 90V88H117V91H119ZM134 90H136L135 88H134ZM136 90V91H137ZM164 90H162L161 89V91H164ZM170 90L172 91V89H171V86H170ZM176 90H178V88H176ZM204 90V89H203ZM218 90V89H217ZM217 90H215V91H217ZM17 91V90H16ZM16 91H14V92H16ZM21 92H22V89L20 90ZM95 91H96V89H95ZM116 91V90H115ZM116 91V92H117ZM121 91V90H120ZM118 92V93H122V92ZM132 91V90H131ZM130 91V92H131ZM140 91V90H139ZM143 92H147V90H142ZM142 91H140V93H143ZM151 91H152V88H151ZM175 91V90H174ZM198 91V90H197ZM211 91V90H210ZM214 91V90H213ZM219 91H220V89H219ZM12 93V94H15V93ZM18 92V91H17ZM16 92V93H17ZM84 92H86V91H84ZM88 92V91H87ZM102 92H104V91H102ZM149 92H150V90H149ZM226 92H227V90H226ZM93 93V92H92ZM129 93V92H128ZM127 92H123L122 94L124 95V94H126L127 95V97L129 96V94H128ZM132 93H134L133 95H136L135 94V92L134 91H132L131 92V94ZM157 93V92H156ZM216 93V92H215ZM225 93V92H224ZM227 93H229V92H227ZM2 94H4V93H2ZM2 94H1V96H2ZM89 94H91V93H89ZM98 94H99V92H98ZM102 93L100 92V95H101ZM131 94H130V96H131ZM139 94V93H138ZM146 94V93H145ZM149 94V93H148ZM151 94H152V92H151ZM151 94H149V95H151ZM204 94H206L205 93V91H204ZM208 94V93H207ZM214 94V93H213ZM226 94V93H225ZM7 95V94H6ZM86 95H88V93L86 94ZM104 95V94H103ZM103 95H101L102 97H103ZM108 95L110 96V95H112L111 93H108ZM108 95H106V96H108ZM118 95V94H117ZM116 95V96H117ZM140 95V94H139ZM143 96H144V94H142ZM158 95V94H157ZM182 95V94H181ZM185 95V94H184ZM191 95V94H190ZM216 95H217V93H216ZM222 95H223V93H222ZM227 95V94H226ZM225 95V96H226ZM3 96H5V95H3ZM16 96V95H15ZM89 96V95H88ZM101 96H98V98L99 97H101ZM105 96V97H106ZM112 96H114V94L112 95ZM120 96V95H119ZM141 96V95H140ZM18 96H16V98H17ZM79 97V96H78ZM81 97H82V95H81ZM84 98H85V96H83ZM97 97V96H96ZM101 97V98H102ZM125 97V96H124ZM136 97H138V95L136 96ZM203 97V96H202ZM216 97H218V95L216 96ZM215 97V100L217 99ZM220 97H221V95H220ZM1 98H3V97H1ZM5 98H6V96H5ZM10 98V97H9ZM8 98V99H9ZM11 98H13V96L11 97ZM83 98V99H84ZM94 98H95V96H94ZM94 98H93V100H94ZM107 98V97H106ZM105 98V99H106ZM118 99H119V97H117ZM126 98V97H125ZM131 98V97H130ZM172 98V97H171ZM177 97H176V95H175V99H176ZM212 98V97H211ZM7 99V100H8ZM71 99V100H70ZM73 99H75L74 101H72ZM123 99V98H122ZM128 99V98H127ZM148 99V98H147ZM147 99H146V102H147ZM178 99V98H177ZM176 99V100H177ZM212 99H214V98H212ZM222 99H224V98H222ZM228 100H229V98H227ZM90 100H92L91 98H90ZM92 100V101H93ZM103 100V99H102ZM112 100V99H111ZM116 100V99H115ZM124 100V99H123ZM138 100H139V98H138ZM156 100V99H155ZM192 100V99H191ZM196 100V99H195ZM225 100V99H224ZM4 101V100H3ZM6 101V100H5ZM4 101V102H5ZM85 101V100H84ZM89 101V100H88ZM104 101V100H103ZM102 101V102H103ZM106 101V100H105ZM117 101V100H116ZM154 101V100H153ZM209 101V100H208ZM219 101H221V99L219 100L218 99V101H215L216 103L217 102H219ZM4 102L2 103V104H4ZM9 102V101H8ZM12 102V101H11ZM64 102V101H63ZM73 102V103H72ZM77 102V103H76ZM79 102H81V101H79ZM86 102H87V100H86ZM173 102V101H172ZM177 102V101H176ZM183 102V101H182ZM196 102V101H195ZM5 103H7V102H5ZM84 103V102H83ZM92 103V102H91ZM96 104H97V102H95ZM104 103V102H103ZM103 103L102 104H100V105H103ZM128 103V102H127ZM137 103V105H142L143 104V102L142 101H137L136 102ZM135 102H134V104H136ZM184 103V102H183ZM187 103V102H186ZM191 103V102H190ZM199 103V102H198ZM227 103V102H226ZM117 104V103H116ZM130 104H132L133 105V103H130ZM188 104V103H187ZM218 104H220V103H217V106H218ZM9 105H10V103H9ZM91 105V104H90ZM106 105V104H105ZM172 105V104H171ZM185 105V104H184ZM223 105V104H222ZM222 105H220V108L222 107ZM1 106H3V105H1ZM66 106V105H65ZM81 106V105H80ZM99 106V105H98ZM175 106V105H174ZM196 106V105H195ZM198 106V105H197ZM207 106H212L211 104L210 105H207ZM213 106H215V108H217V109H219L217 106H216V104H213ZM104 107V106H103ZM106 107H108L107 105H106ZM206 107V106H205ZM225 107V106H224ZM85 108H86V106H85ZM112 108V107H111ZM120 108H122V107H120ZM147 108V107H146ZM159 108V107H158ZM194 108V107H193ZM226 108V107H225ZM83 109H84V107H83ZM97 109V108H96ZM99 109V108H98ZM131 109V108H130ZM138 108H136V110H137ZM141 109V108H140ZM144 109V108H143ZM186 109V108H185ZM208 109V108H207ZM222 109H223V107H222ZM231 109V108H230ZM94 110V109H93ZM146 110H148V109H146ZM150 110H152L151 108H150ZM167 110V109H166ZM169 110H171V108L169 109ZM173 110V109H172ZM216 110V109H215ZM224 110V109H223ZM227 110H229V109H227ZM72 111V112H73ZM82 111V110H81ZM103 111V110H102ZM118 111V110H117ZM123 111H125V110H123ZM138 111V110H137ZM208 111V110H207ZM210 111V110H209ZM225 111V110H224ZM111 112V111H110ZM127 112V111H126ZM129 112H131V111H129ZM141 112V111H140ZM163 112V111H162ZM169 112V111H168ZM187 112V111H186ZM190 112V111H189ZM192 112V111H191ZM203 112V111H202ZM99 113V112H98ZM136 113V112H135ZM196 113V112H195ZM198 113V112H197ZM196 113V114H197ZM200 113V112H199ZM222 113V112H221ZM88 114V113H87ZM91 114V113H90ZM105 114V113H104ZM108 114V113H107ZM170 114V113H169ZM194 115V116H196L197 117V115ZM228 114V113H227ZM231 114V113H230ZM96 115V114H95ZM101 115V114H100ZM109 115V114H108ZM126 115V114H125ZM137 115V117H138V114H136ZM140 115L142 116L143 114H141L140 113ZM146 115V114H145ZM200 115V114H199ZM202 115V114H201ZM226 115V114H225ZM66 116V115H65ZM88 116V115H87ZM105 116V115H104ZM158 116H160V115H158ZM166 116V115H165ZM221 116V115H220ZM231 116V115H230ZM72 117L74 118V117H76L74 114L72 115ZM102 117H103V115H102ZM111 117V116H110ZM116 117V116H115ZM125 117V116H124ZM161 117V116H160ZM167 117H168V114H167ZM189 117V116H188ZM200 117H202V116H200ZM229 117V116H228ZM233 117V116H232ZM237 117V116H236ZM19 118V117H18ZM17 118V119H18ZM40 118V119H39ZM105 118V117H104ZM104 118H101L100 116H98L97 118H96V123L97 124H99L98 126H100L101 124H104V123H106V121H104ZM130 118V117H129ZM149 118V117H148ZM20 119V118H19ZM50 119V118H49ZM69 119V118H68ZM90 119V118H89ZM108 119H111V118H109L108 117ZM117 119H118V117H117ZM159 119V118H158ZM189 119V118H188ZM195 119V118H194ZM199 119V118H198ZM201 119V118H200ZM221 119V118H220ZM225 119V118H224ZM16 120V119H15ZM48 120V119H47ZM113 120V119H112ZM123 120V119H122ZM129 120H131V119H129ZM133 120V119H132ZM141 120V119H140ZM139 120V121H140ZM219 120V119H218ZM229 120V119H228ZM17 121V120H16ZM19 121H21V120H18V122ZM111 121V120H110ZM120 121V120H119ZM135 121V120H134ZM148 121V120H147ZM150 121H152V120H150ZM167 121V120H166ZM186 121H187V118H186ZM189 121V120H188ZM193 121V120H192ZM195 121V120H194ZM217 121V120H216ZM220 121V120H219ZM218 121V122H219ZM41 122V121H40ZM43 122V121H42ZM121 122V121H120ZM125 122V121H124ZM160 122V121H159ZM172 122V121H171ZM185 122V121H184ZM196 122H197V120H196ZM242 122H243V120H242ZM242 122H240V123H242ZM78 123V122H77ZM135 123V122H134ZM162 123H164V120H163V122ZM187 123V122H186ZM191 123V122H190ZM194 123V122H193ZM223 123V122H222ZM225 123V122H224ZM21 124V123H20ZM20 124H18V125H20ZM108 124H110V122H108ZM117 124V123H116ZM132 124V123H131ZM149 124V123H148ZM151 124V123H150ZM197 124H198V122H197ZM200 124V123H199ZM215 124V123H214ZM218 124V123H217ZM17 125V126H18ZM35 125V124H34ZM41 125V124H40ZM84 125V124H83ZM111 126L113 125V122H111V124H110ZM127 125V124H126ZM126 125H124V126H126ZM165 125V124H164ZM173 124H171L170 126H172ZM186 125V124H185ZM202 125H203V123H202ZM116 126V125H115ZM119 126V125H118ZM121 126V125H120ZM159 126V125H158ZM167 126H169V125H167ZM167 126H165V128L167 129ZM175 126V125H174ZM182 126V125H181ZM183 126H184V124H183ZM182 126V127H183ZM205 126V125H204ZM211 126V125H210ZM216 126V125H215ZM218 126H219V124H218ZM225 126V125H224ZM230 126V125H229ZM243 126V125H242ZM31 127V126H30ZM97 127V126H96ZM107 127V126H106ZM162 127V126H161ZM181 127V128H182ZM187 127V126H186ZM185 127V130L187 129ZM214 127V126H213ZM231 127V126H230ZM239 127V126H238ZM4 128H3V130H4ZM16 128V127H15ZM19 128V127H18ZM40 128V127H39ZM115 128V127H114ZM118 128V127H117ZM120 129H121V127H119ZM126 128H128V127H126ZM148 129H151V127L149 128V127H147ZM156 128H158V127H156ZM169 128L170 127H168V130H169ZM202 128V127H201ZM204 128V127H203ZM211 128V127H210ZM240 128H241V126H240ZM21 129H22V127H21ZM28 129V128H27ZM37 129V128H36ZM99 129V128H98ZM101 129V128H100ZM130 129V128H129ZM132 129V128H131ZM146 129V128H145ZM147 129V130H148ZM154 129V128H153ZM152 129V130H153ZM172 129V128H171ZM180 129V128H179ZM214 129V128H213ZM221 129V128H220ZM0 130H2V129H0ZM10 130V129H9ZM11 130H14V129H11ZM30 130V129H29ZM67 130V132L69 131L68 129H66ZM66 130H65V132H66ZM95 130V129H94ZM93 130V131H94ZM124 130H125V128H124ZM151 130V131H152ZM167 130V131H168ZM184 130V129H183ZM205 130V129H204ZM229 130H231L232 131V129H229ZM241 130V129H240ZM31 131V130H30ZM39 131H41V129H39ZM39 131H38V133H39ZM88 131V130H87ZM102 131V130H101ZM116 131V130H115ZM126 132H128L127 130H125ZM142 131V130H141ZM163 131V130H162ZM161 131V132H162ZM167 131L166 132H164V133H166L167 134ZM173 131V130H172ZM202 131V130H201ZM207 131L209 132V129L207 128ZM207 131H205V133L207 132ZM214 131H216V130H214ZM237 131V130H236ZM11 132V131H10ZM19 132V131H18ZM17 132V133H18ZM32 132V131H31ZM34 132V131H33ZM91 132V131H90ZM98 132V131H97ZM106 132V131H105ZM117 132H119V131H117ZM133 132V131H132ZM149 132V131H148ZM195 132V131H194ZM211 132H213V130L211 129ZM221 132H223V131H221ZM5 133H6V131H5ZM23 133H24V131H23ZM28 132H26V134H27ZM30 133V132H29ZM28 133V134H29ZM37 133V132H36ZM37 133V134H38ZM75 133V132H74ZM96 133V132H95ZM103 133V132H102ZM108 133V132H107ZM125 133V132H124ZM130 133H131V131H130ZM137 133V132H136ZM140 133V132H139ZM138 133V134H139ZM142 133H144L143 131H142ZM146 133H147V131H146ZM150 133V132H149ZM148 133V134H149ZM152 133V132H151ZM154 133H156V132H154ZM158 133V132H157ZM156 133V134H157ZM173 133V132H172ZM215 133V132H214ZM216 133H217V131H216ZM237 133V132H236ZM22 134V133H21ZM25 134V133H24ZM23 134V135H24ZM77 134V133H76ZM92 134V133H91ZM106 134V133H105ZM104 134V135H105ZM121 134V133H120ZM126 134H129V132L128 133H126ZM132 134V133H131ZM138 134L136 135V134H134L133 133V135H136V136H138ZM159 134V137H160V135L161 134H163V133H158ZM158 134H157V136H158ZM174 134V133H173ZM227 134V133H226ZM10 135V134H9ZM18 135H19V133H18ZM18 135H17V137H18ZM36 135V134H35ZM69 135V134H68ZM88 135H89V133H88ZM96 135V134H95ZM101 135V134H100ZM130 135V134H129ZM163 135H165V134H163ZM167 135H170V132H169V134H167ZM190 135H191V132H190ZM230 135V134H229ZM247 135L249 136V134L247 133ZM91 136V135H90ZM90 136H88V140L89 141H87V142H90L91 141V139H90ZM107 136V135H106ZM105 136V137H106ZM121 136V135H120ZM127 136V135H126ZM132 136V135H131ZM145 136V135H144ZM147 136V135H146ZM156 136V137H157ZM171 136H172V134H171ZM207 136V135H206ZM206 136H204V137H206ZM225 136V135H224ZM228 136V135H227ZM231 136V135H230ZM21 137H22V135H21ZM24 137V136H23ZM29 137H31V136H29ZM36 137V136H35ZM35 137H34V140H35ZM110 137V136H109ZM115 137H116V135H115ZM118 137H119V133H118ZM123 137V139H124V135L122 136ZM141 137H143V136H141ZM148 138H149V136H147ZM151 137H152V135H151ZM154 137V136H153ZM158 137V138H159ZM162 137V136H161ZM160 137V138H161ZM167 137V136H166ZM169 137V139H170V136H168ZM188 137V136H187ZM191 137V136H190ZM190 137H188L189 139H190ZM215 137V136H214ZM221 138H224L223 136H220ZM226 137V136H225ZM16 138V137H15ZM19 138V137H18ZM91 138H92V136H91ZM96 138V137H95ZM113 138V137H112ZM140 138V137H139ZM173 138V137H172ZM172 138H171V141H172V143H173V140H172ZM218 138H219V136H218ZM236 138H237V136H236ZM9 139H13V138H9ZM21 139V138H20ZM37 139H38V137H37ZM36 139V140H37ZM40 139V138H39ZM82 139H85L86 140V138H85V136H83L82 137ZM81 139V140H82ZM101 139H102V141H103V138L101 137ZM100 139V140H101ZM113 139H115V138H113ZM126 139H131L130 137L129 138H126ZM138 139V138H137ZM154 139V138H153ZM152 139V140H153ZM161 139H163V138H161ZM165 139V141H167L168 142V140H166V138H164ZM193 139V138H192ZM191 139V140H192ZM227 139V138H226ZM228 139H229V136H228ZM247 139V138H246ZM23 140H25V139H23ZM80 140V141H81ZM133 140H134V137H133ZM136 140V139H135ZM142 140V139H141ZM155 140V139H154ZM182 141L183 140H185V139H181ZM205 140H207V139H205ZM208 140H210V139H208ZM218 140H221V139H218ZM30 142H31V139L29 140ZM73 141H75V140H73ZM79 141V140H78ZM95 141V140H94ZM93 141V142H94ZM105 141V140H104ZM111 141V140H110ZM144 141V140H143ZM157 141V140H156ZM161 141V140H160ZM163 142V140H162V142L163 143H166V142ZM176 141V140H175ZM181 141V142H182ZM186 141H187V139H186ZM193 141V140H192ZM235 141V140H234ZM248 141V140H247ZM252 141L253 140H251L250 141V143H252ZM20 142H21V140H20ZM33 142V141H32ZM39 142V141H38ZM106 142V141H105ZM113 142H115V141H113ZM126 141H124V143H125ZM129 142V141H128ZM131 142H133L132 141V139H131ZM139 143H140V141H138ZM138 142H137V144H138ZM150 143H151V141H149ZM162 142H161V144H162ZM170 142V141H169ZM209 142V141H208ZM224 142H226V140L224 141ZM255 142V141H254ZM18 143V142H17ZM16 142L15 143H13L12 145H11V150H15L17 147V149H19V146H18V144H17ZM23 143H24V141H23ZM70 143V142H69ZM98 143V142H97ZM109 143V142H108ZM112 143V142H111ZM118 143V142H117ZM121 142H119V144H120ZM123 143V140H122V143H121V146H122V144H124ZM127 143V142H126ZM134 143H136L135 141H134ZM142 143V142H141ZM144 143H145V141H144ZM153 143V142H152ZM177 143V142H176ZM185 143V142H184ZM194 143V142H190V145L192 146V144ZM195 143H196V141H195ZM194 143V144H195ZM236 143V142H235ZM247 143V142H246ZM250 143H249V145H250ZM21 144V143H20ZM32 144V143H31ZM71 144V143H70ZM73 144V143H72ZM90 144V143H89ZM95 144V143H94ZM99 144H100V141H99ZM110 144V143H109ZM109 144H107L106 143V145H108V147L110 146ZM118 144V145H119ZM129 144H131V143H129ZM146 144V143H145ZM155 144V143H154ZM157 144H160L159 142L158 143H156L155 144V146L157 145ZM169 144V143H168ZM168 144H165V145H167V146H169ZM171 144V143H170ZM187 144V143H186ZM24 145V144H23ZM37 145V144H36ZM93 145V144H92ZM96 145V144H95ZM98 145V144H97ZM105 145V144H104ZM112 145H113V143H112ZM111 145V146H112ZM115 145V144H114ZM113 145V146H114ZM128 145V144H127ZM136 145V144H135ZM143 145V144H142ZM147 145V144H146ZM146 145L144 146V147H146ZM164 145V144H163ZM162 145V146H163ZM176 145V144H175ZM174 145V146H175ZM181 145V144H180ZM188 145H189V143H188ZM186 145V149H188V148H190L191 146L189 145ZM200 145V144H199ZM218 145V144H217ZM20 146H22V145H20ZM30 146V145H29ZM72 146V145H71ZM76 146V145H75ZM94 146V145H93ZM99 146V145H98ZM101 146V145H100ZM99 146V147H100ZM111 146H110V148H111ZM121 146H120V148H121ZM130 146H132L133 147V145L131 144ZM148 146H149V144H148ZM152 146H154L153 144H152ZM151 146V148H153L154 149V147H152ZM160 146V145H159ZM162 146H160V147H162ZM176 146H178V147H180L178 144L176 145ZM183 146H184V144H183ZM194 146V145H193ZM231 146V145H230ZM229 146V147H230ZM246 146H247V144H246ZM253 146V145H252ZM258 146V145H257ZM23 147V146H22ZM105 146H103V148H104ZM107 147V146H106ZM115 147H118V146H114V148ZM124 147V146H123ZM123 147L121 148L122 149V151H123ZM128 147V146H127ZM126 147V149H128ZM136 147H138V146H136ZM135 147V148H136ZM157 147H158V145H157ZM156 147V148H157ZM159 147V148H160ZM182 147V146H181ZM208 147V146H207ZM211 147V146H210ZM233 147V146H232ZM248 147V146H247ZM246 147V148H247ZM251 147V146H250ZM249 147V150L251 151L252 149ZM28 148H30V147H28ZM32 148V147H31ZM96 148V147H95ZM98 148V147H97ZM97 148L95 149L96 151H98L97 150ZM102 148V147H101ZM103 148H102V150H103ZM114 148H111V150H113ZM134 148V147H133ZM141 148H142V146H141ZM165 148V147H164ZM167 148H169V147H167ZM171 149L170 150H174V149H172V147H170ZM175 148V147H174ZM182 148H184V147H182ZM236 148V147H235ZM258 148V147H257ZM263 148V147H262ZM22 149V148H21ZM38 149V148H37ZM105 149H107V148H104V150ZM109 149V148H108ZM107 149V150H108ZM115 149H117V148H115ZM119 149V148H118ZM117 149V150H118ZM125 149V148H124ZM139 149V148H138ZM143 149V148H142ZM142 149L140 150V151H142ZM146 149H148V148H146ZM150 149V148H149ZM163 149V148H162ZM161 148L159 149V150H162ZM181 149V148H180ZM191 149V148H190ZM199 149V148H198ZM207 149V148H206ZM211 149V148H210ZM209 149V150H210ZM212 149H213V147H212ZM24 150V149H23ZM35 150V149H34ZM103 150V151H104ZM110 150V151H111ZM164 150V149H163ZM192 150V149H191ZM194 150V149H193ZM233 150H234V147H233ZM255 150H257V149H255ZM95 151V152H96ZM115 151V150H114ZM114 151H113V153H114ZM122 151H120L119 152V150L118 151H115V153L116 152H119L120 154H118V156H120L121 155V152ZM128 151H129V149H128ZM147 151H149V150H147ZM150 151H151V149H150ZM168 151H169V149H168ZM168 151H167V153H168ZM181 151V150H180ZM197 151V150H196ZM208 151V150H207ZM8 152H9V150H8ZM11 152V151H10ZM13 152V151H12ZM18 152V151H17ZM22 152V151H21ZM95 152H93V153H95ZM99 152V151H98ZM102 152V151H101ZM125 152V151H124ZM143 152V151H142ZM142 152H141V154H142ZM175 153H176V151H174ZM173 152V154H175ZM183 152V151H182ZM203 152V151H202ZM209 152H211V151H209ZM212 152H215V151H212ZM227 152H228V150H227ZM234 152V151H233ZM247 151L245 150V154H250V152L248 153H246ZM13 153H16V152H13ZM104 153L106 154L107 152L106 151H104ZM112 153V154H113ZM123 153V152H122ZM128 153V152H127ZM138 153H139V150H138ZM145 153H147L146 151H145ZM151 153H153L154 154V152H151ZM156 153H157V149H156ZM165 153V152H164ZM184 153V152H183ZM187 153V152H186ZM200 153H201V151H200ZM231 153V152H230ZM262 153V152H261ZM31 154V153H30ZM104 154V155H105ZM107 154H110V153H107ZM111 154V155H112ZM130 154H132L131 153V149H130ZM149 154H150V152H149ZM169 154V153H168ZM167 154V155H168ZM180 154H181V152H180ZM189 154H191V153H189ZM188 154V155H189ZM207 154V152H205V155ZM209 155H210V153H208ZM212 154V153H211ZM252 154V153H251ZM248 155V157L249 156H252V155ZM255 154V153H254ZM16 155H17V153H16ZM37 155V154H36ZM35 155V156H36ZM98 155V154H97ZM96 155V156H97ZM102 155H103V153H102ZM103 155V156H104ZM122 155H124V153L122 154ZM128 155V154H127ZM145 155V154H144ZM148 155V154H147ZM167 155L165 156V157H167ZM176 155V154H175ZM183 155V154H182ZM181 155V156H182ZM192 155H194V154H192ZM256 155V154H255ZM254 155V156H255ZM261 155V154H260ZM18 156V155H17ZM24 156V155H23ZM93 156V155H92ZM95 156V155H94ZM93 156V157H94ZM99 156V155H98ZM100 156H101V153H100ZM100 156L98 157L99 159H100ZM114 156V155H113ZM130 156V155H129ZM143 156V155H142ZM163 156V155H162ZM172 157H173V155H171ZM183 156H185V155H183ZM182 156V157H183ZM212 156V155H211ZM210 156V157H211ZM217 156V155H216ZM247 155H245V159H247L248 157H246ZM263 156V155H262ZM32 157V156H31ZM91 157V156H90ZM115 157H117V155L115 156ZM123 157V159H124V157L125 156H122ZM131 157V156H130ZM148 157V156H147ZM171 157V158H172ZM175 157V156H174ZM198 157V156H197ZM207 157V156H206ZM209 157V156H208ZM235 157H237V156H235ZM256 157V156H255ZM29 158H30V156H29ZM95 158H97V157H95ZM108 158V157H107ZM119 158H121V157H119ZM117 159V161L119 162V160L120 159ZM129 158V157H128ZM142 158V157H141ZM150 158H152V157H150ZM159 158H161V157H159ZM163 158V157H162ZM190 158H191V156H190ZM193 158H195V157H193ZM201 158H203V157H201ZM213 158V157H212ZM229 158H231V157H229ZM260 158V157H259ZM103 159V158H102ZM116 158H114V160H115ZM144 159V158H143ZM142 159V160H143ZM158 159V158H157ZM164 159V158H163ZM169 159V158H168ZM174 159V158H173ZM187 159V158H186ZM197 159V158H196ZM205 159V158H204ZM203 159V160H204ZM214 159V158H213ZM221 159V158H220ZM226 159V158H225ZM225 159H224V161H225ZM244 159V160H245ZM251 159H252V157H251ZM250 159V160H251ZM31 160V159H30ZM37 160V159H36ZM92 160H94L93 158H92ZM96 160H98V159H96ZM159 160V159H158ZM161 160V159H160ZM167 160V159H166ZM201 160V159H200ZM208 160V159H207ZM215 160H217V159H215ZM243 160V159H242ZM255 160V159H254ZM256 160H260V159H256ZM27 161H29V160H27ZM100 161H104V160H100ZM100 161L98 160V162L100 163ZM107 161V160H106ZM105 161V162H106ZM109 161H111V160H109ZM108 161V162H109ZM112 161H113V159H112ZM121 161V160H120ZM140 161V160H139ZM144 161V160H143ZM184 161V160H183ZM191 161V160H190ZM249 161V160H248ZM251 161H253V160H251ZM11 162H14V163H12V165L10 164L9 166L10 167H12L11 168V171L10 170H8V171H10L11 173H12V175L11 176H14L16 173V171H18V169H19V167H20V165H22L23 163H21V164H19L18 165V163L16 162V160H14V161H12L11 160ZM114 162V161H113ZM123 162H126V160H124ZM128 163H130L129 161H127ZM132 162V161H131ZM142 162V161H141ZM153 162V161H152ZM164 162V161H163ZM172 162V161H171ZM176 162H177V159H176ZM187 162V161H186ZM196 162V161H195ZM205 162V161H204ZM215 162V161H214ZM218 162V161H217ZM258 162V161H257ZM37 163V162H36ZM91 163V162H90ZM89 163V164H90ZM93 163H94V161H93ZM93 163L91 164L92 166H94L93 165ZM115 163H116V161H115ZM159 163V162H158ZM178 163V162H177ZM184 163H185V161L183 162V165H184ZM199 163V162H198ZM201 163V162H200ZM207 163V162H206ZM225 163H227V161L225 162ZM253 163H255L254 161H253ZM260 163V162H259ZM258 163V164H259ZM27 164V163H26ZM111 164V163H110ZM114 164V163H113ZM119 164V163H118ZM139 164V163H138ZM165 164V163H164ZM172 164V163H171ZM170 164V165H171ZM186 164V163H185ZM205 164V163H204ZM249 164H251V163H249ZM90 165V166H91ZM98 165V164H97ZM104 165V164H103ZM128 165V164H127ZM147 165V164H146ZM153 165V164H152ZM190 165V164H189ZM198 165V164H197ZM200 165V164H199ZM221 165V164H220ZM225 165V164H224ZM244 165V164H243ZM246 165H248V164H246ZM252 165V164H251ZM91 166V167H92ZM116 166H117V164H116ZM122 166V165H121ZM148 166V165H147ZM162 166V165H161ZM177 166V165H176ZM192 166V165H191ZM193 166H195V165H193ZM216 166V165H215ZM229 166V165H228ZM253 166V165H252ZM88 167H89V165H88ZM101 167H102V165H101ZM104 167V166H103ZM157 167V166H156ZM155 167V168H156ZM178 167V166H177ZM200 167V166H199ZM202 167V166H201ZM249 168H250V166H248ZM8 168V167H7ZM106 168H107V166H106ZM112 168V167H111ZM111 168H109V169H111ZM117 169H118V167H116ZM138 168V167H137ZM144 168H145V166H144ZM184 168V167H183ZM186 168V167H185ZM189 169H190V167H188ZM232 168V167H231ZM253 168H254V166H253ZM262 168V167H261ZM89 169H91L90 167H89ZM88 169V170H89ZM93 169V168H92ZM94 169H95V167H94ZM102 169V168H101ZM116 169V170H117ZM151 169V168H150ZM159 169H161V168H159ZM198 169V168H197ZM200 169H202V168H200ZM199 169V170H200ZM216 169V168H215ZM112 170H114V169H112ZM118 170H120V169H118ZM133 170V169H132ZM132 170H131V172H132ZM141 170V169H140ZM155 170V169H154ZM163 170V169H162ZM164 170H165V168H164ZM221 170H223V169H221ZM91 171V170H90ZM98 171V170H97ZM106 171V170H105ZM129 171V169H127V172ZM142 171V170H141ZM148 171H149V167H148ZM155 171H158V170H155ZM191 171V170H190ZM193 171V170H192ZM211 171V170H210ZM216 171V170H215ZM225 171V170H224ZM263 171V170H262ZM89 172V171H88ZM93 172V171H92ZM101 172V171H100ZM109 172V171H108ZM108 172H101L102 173V176L105 174H107ZM112 172V171H111ZM120 172V171H119ZM122 172V171H121ZM135 172V171H134ZM137 172H138V170H137ZM136 172V173H137ZM152 172V171H151ZM159 172V171H158ZM167 172V171H166ZM188 172V171H187ZM219 172V171H218ZM96 173V171L94 172V174ZM114 173V172H113ZM116 173V172H115ZM115 173H114V175H115ZM142 173H144V171H142ZM191 173V172H190ZM217 173V172H216ZM111 174V173H110ZM118 174V173H117ZM120 174V173H119ZM118 174V175H119ZM124 174H125V171H124ZM161 174H162V172H161ZM168 174V173H167ZM184 174H185V172H184ZM189 174V173H188ZM198 174V173H197ZM200 174V173H199ZM99 175H101V174H99ZM122 175V174H121ZM159 175V174H158ZM171 175V174H170ZM191 175H193V173H191ZM190 175V176H191ZM92 176H93V174H92ZM92 176H91V179H93L92 178ZM101 176V177H102ZM135 176H137L136 174H135ZM173 176V175H172ZM178 175H176V177H177ZM182 176V175H181ZM183 176H185V175H183ZM197 176V175H196ZM263 176H264V174H263ZM70 177V176H69ZM93 177H95V176H93ZM99 177V176H98ZM106 177V176H105ZM115 177V176H114ZM128 176H126V178H127ZM139 177H141V175L139 176ZM158 177V176H157ZM19 178V177H18ZM17 178V179H18ZM72 178V177H71ZM104 178V177H103ZM117 178V177H116ZM119 178L120 179H123V177L121 178L120 176H119ZM128 178H132V177H128ZM175 178V177H174ZM187 178H188V176H187ZM190 178H192V177H190ZM261 178V177H260ZM68 179V178H67ZM98 178H96V180H97ZM101 179V178H100ZM182 179H184V178H182ZM69 180H70V178H69ZM88 180V179H87ZM86 180V181H87ZM89 180H90V178H89ZM88 180V181H89ZM99 180V179H98ZM112 180V179H111ZM114 180V179H113ZM116 180H118V179H116ZM170 180V179H169ZM187 180V179H186ZM204 180V179H203ZM202 180V181H203ZM102 181V180H101ZM105 182H106V180H104ZM104 181H103V184H104ZM109 181V180H108ZM122 181V180H121ZM136 181V180H135ZM166 181H168V180H166ZM89 182H91V181H89ZM89 182H87L88 184H91V183H89ZM95 181H93L92 182V184L94 183ZM110 182V181H109ZM116 182V181H115ZM124 182H126L125 180H123L122 182H120L119 183V186H120V184L121 183H124ZM130 182V181H129ZM177 182V181H176ZM179 182H180V180H179ZM187 182V181H186ZM96 183V182H95ZM165 183V182H164ZM190 183H192V181L190 182ZM22 184H23V182H22ZM21 184V185H22ZM85 184H86V182H85ZM97 184V183H96ZM96 184H94V185H96ZM103 184H102V186H103ZM113 184V183H112ZM132 184V183H131ZM167 184H168V182H167ZM169 184H171V183H169ZM257 184V183H256ZM107 185V184H106ZM115 185V184H114ZM125 185V184H124ZM126 185H127V183H126ZM162 185V184H161ZM173 185H175V184H173ZM178 185V184H177ZM14 186V185H13ZM87 186V185H86ZM101 186V185H100ZM104 186H105V184H104ZM104 186L103 187H100L99 189H101V190H103L102 188H104ZM108 186H110L109 184L107 185V187ZM116 186V185H115ZM163 186V188H164V185H162ZM169 186V185H168ZM176 186V185H175ZM183 186V185H182ZM194 186V185H193ZM5 187L6 186H2L1 187V189L3 190V189H5ZM88 187V186H87ZM92 188V186L90 185L89 186V189L91 190V188ZM121 187H123V186H121ZM155 187V186H154ZM158 187V186H157ZM174 187V186H173ZM172 186H171V188H173ZM85 188V187H84ZM97 188V187H96ZM106 188V187H105ZM130 188V187H129ZM129 188H127L128 190H129ZM160 188H162V187H160ZM112 190H113V188H111ZM119 189V190H118ZM122 189V188H121ZM146 189V188H145ZM159 189V188H158ZM176 189V188H175ZM196 189V188H195ZM194 189V190H195ZM207 189V188H206ZM212 189V188H211ZM83 190V189H82ZM85 190H87V188H85ZM84 190V192H86ZM101 190H98L99 191V193H100V191ZM108 190V189H107ZM107 190H105L106 192H108ZM116 190H118V192L120 191V187L118 188L117 187V189H115V191ZM124 190V189H123ZM149 190H152L151 189V187H150V189ZM172 190V189H171ZM180 190V189H179ZM205 190V189H204ZM208 190H210V189H208ZM93 191V190H92ZM109 191H110V189H109ZM126 191V190H125ZM125 191H124V193H125ZM153 191V190H152ZM151 191V192H152ZM155 191V190H154ZM157 191V190H156ZM215 191V190H214ZM84 192H82V193H84ZM94 192V191H93ZM103 192H104V190H103ZM122 192L123 191H120V193L122 194ZM127 192V191H126ZM150 192V193H151ZM160 192V191H159ZM185 192V191H184ZM194 192V191H193ZM257 192V191H256ZM82 193H80L81 195H82ZM89 193H92V192H90L89 191ZM110 193V192H109ZM115 193V192H114ZM117 193V192H116ZM144 193V192H143ZM150 193H147L148 195L150 194ZM161 193V192H160ZM202 193H203V191H202ZM221 193V192H220ZM249 193H251V192H249ZM261 193V192H260ZM96 194V193H95ZM98 194V193H97ZM96 194V195H97ZM144 194H146V193H144ZM144 194H143V197H144ZM171 193H169V195H170ZM198 194V193H197ZM212 194V193H211ZM215 194V193H214ZM259 194V193H258ZM112 195V194H111ZM115 195V194H114ZM116 195H119V193L118 194H116ZM127 195V194H126ZM173 195V194H172ZM199 195V194H198ZM202 195V194H201ZM200 195V196H201ZM206 195V194H205ZM224 195V194H223ZM222 195V196H223ZM246 195V194H245ZM248 195V194H247ZM256 195V194H255ZM92 196V195H91ZM108 196H109V194H108ZM141 196V195H140ZM165 196V195H164ZM164 196H163V198H164ZM186 196V195H185ZM214 196V195H213ZM212 196V197H213ZM220 196V195H219ZM81 197V196H80ZM85 197V196H84ZM102 197V196H101ZM103 197H107V196H103ZM102 197V198H103ZM118 197H120V195L119 196H117V198ZM123 197V196H122ZM124 197H126L125 195H124ZM148 198H150L149 196H147ZM158 197H160L159 195H158ZM169 197V196H168ZM179 197V196H178ZM181 197H184L183 195H181ZM191 197V196H190ZM212 197H211V199H212ZM251 197V196H250ZM8 198V197H7ZM79 198V197H78ZM82 198V197H81ZM87 198V197H86ZM99 197H97V199H98ZM110 199H111V203H113L112 202V200L114 199H112V197L110 196L109 197ZM108 198V199H109ZM139 198V197H138ZM145 198V197H144ZM157 198V197H156ZM176 198V197H175ZM188 198V197H187ZM204 198V197H203ZM256 198V197H255ZM80 199V198H79ZM87 199H89V197L87 198ZM90 199H91V197H90ZM94 199V198H93ZM95 199H96V196H95ZM96 199V200H97ZM101 199V198H100ZM106 199V198H105ZM104 199V200H105ZM110 199L108 200V204H109V206L107 205V203H105V205L106 206H108V209H109V207H110ZM124 200H126L125 198H123ZM143 199V198H142ZM194 199V198H193ZM217 199V198H216ZM258 199V198H257ZM82 200H84V199H82ZM92 200V199H91ZM90 200V201H91ZM148 200V199H147ZM153 200H155V194H154V199ZM152 200V201H153ZM164 200V199H163ZM170 200V199H169ZM183 200V199H182ZM192 200V199H191ZM213 200H214V197H213ZM213 200H211V201H213ZM221 200H223V198L221 197ZM237 200H238V197H237ZM4 201V200H3ZM98 201H100V200H98ZM97 201V202H98ZM102 201V200H101ZM107 201V199L105 200V201H102V203L103 202H106ZM116 201V200H115ZM119 201V200H118ZM134 201V200H133ZM149 201H150V199H149ZM152 201H151V203H152ZM159 201V200H158ZM157 201V202H158ZM165 201H166V199H165ZM188 201H189V199H188ZM219 201V200H218ZM254 201H256V200H254ZM8 202V201H7ZM88 202V201H87ZM96 202V203H97ZM123 202V201H122ZM142 202H143V200H142ZM145 202V201H144ZM173 202V201H172ZM182 202V201H181ZM180 202V203H181ZM201 202V201H200ZM224 202H225V200H224ZM257 202V201H256ZM5 203V202H4ZM96 203H95V201H94V204L96 205ZM100 203V202H99ZM101 203V204H102ZM126 203H128V202H126ZM147 203V202H146ZM150 203V204H151ZM161 203V202H160ZM187 203V202H186ZM214 203V202H213ZM220 203V202H219ZM222 203V202H221ZM90 204V203H89ZM124 203H122V205H123ZM133 204H135V202H133ZM132 204V206H134ZM138 204H139V202H138ZM148 204H149V202H148ZM153 204V203H152ZM164 204H166V203H164ZM168 204V203H167ZM175 204H177V203H175ZM179 204V203H178ZM215 204V203H214ZM225 204H226V202H225ZM92 205V204H91ZM95 205H93L92 207H94ZM98 205V204H97ZM130 205V204H129ZM141 205V204H140ZM159 205V204H158ZM170 206H171V202H170V204H169ZM173 205V204H172ZM222 205H224V203L222 204ZM105 206V207H106ZM120 206H121V200H120ZM124 206H126L125 204H124ZM123 206V207H124ZM131 206V205H130ZM180 206H181V204H180ZM179 206V207H180ZM188 206V205H187ZM225 206V205H224ZM97 207V206H96ZM94 208V210L95 209H98V208ZM100 204H99V210H101L102 209V207H101V209H100ZM119 207V206H118ZM126 207H128V205L126 206ZM138 207V206H137ZM163 207V206H162ZM174 207H176V206H174ZM195 207H196V205H195ZM197 207H198V205H197ZM223 207V206H222ZM255 207V206H254ZM91 208V207H90ZM107 208V207H106ZM120 208V207H119ZM129 208H131V207H129ZM152 208H154V207H152ZM160 208V207H159ZM164 208H165V206H164ZM171 208V207H170ZM200 208V207H199ZM224 208V207H223ZM91 209H93V208H91ZM105 209V208H104ZM107 209V210H108ZM112 210H113V207L111 208ZM117 209V208H116ZM133 209V208H132ZM135 209V208H134ZM155 209V208H154ZM251 209V208H250ZM93 210V211H94ZM115 210V209H114ZM121 210H122V207H121ZM121 210H118V213H119V211H121ZM126 210V209H125ZM130 210V209H129ZM129 210H128V212H129ZM165 210H167V209H165ZM173 210H175V209H173ZM179 210V209H178ZM182 210V209H181ZM105 211V210H104ZM142 211H144V210H142ZM154 212H155V210H153ZM159 211V210H158ZM162 211V210H161ZM180 211V210H179ZM249 212H251V210H248ZM97 212H99V211H97ZM96 212V213H97ZM102 212V211H101ZM126 212V211H125ZM126 213V214H129V213ZM135 212V211H134ZM153 212V214H155ZM178 212V211H177ZM188 212V211H187ZM249 212L248 213H246L245 212V214H249ZM95 213V212H94ZM100 213V212H99ZM114 213V212H113ZM112 213V214H113ZM115 213H116V210H115ZM121 214H125V213H122V211L120 212ZM137 213H138V211H137ZM146 213V212H145ZM163 213V212H162ZM195 213V212H194ZM102 214H105V213H102ZM110 214H111V212H110ZM140 214V217H142L141 216V213H138L137 214V216ZM166 214V213H165ZM178 214V213H177ZM177 214H175V215H177ZM244 214V215H245ZM251 214V213H250ZM93 215H95V214H93ZM92 215V216H93ZM97 215V214H96ZM98 215H100V214H98ZM108 215V213H106V215L105 216H107ZM115 215V214H114ZM156 215H157V213H156ZM160 215H161V213H160ZM209 215V214H208ZM241 215V214H240ZM102 216V215H101ZM104 216V215H103ZM105 216H104V218H105ZM117 216H119V215H115V217H117ZM122 216V215H121ZM121 216H119V217H121ZM145 216H146V214H145ZM150 216V215H149ZM174 216V215H173ZM199 216V215H198ZM205 216H206V214H205ZM221 216H222V214H221ZM220 216V218H222ZM242 216V215H241ZM245 216H247V215H245ZM147 217V216H146ZM155 217V216H154ZM189 217V216H188ZM100 218V217H99ZM109 218H110V220L109 221H113V220H111L112 218L109 216ZM144 218V217H143ZM178 218H179V216H178ZM203 218V217H202ZM216 218V217H215ZM223 218H224V216H223ZM91 219H93V218H91ZM95 219V220H94ZM93 220V223H96V220L98 219V217H97V219H96V217L94 218ZM101 219V218H100ZM114 219V221L113 222H115V220L116 219H118V218H113ZM120 219V218H119ZM118 219V220H119ZM139 219V218H138ZM174 219V218H173ZM200 219V218H199ZM225 220H227L226 218H224ZM104 220V221H103ZM102 220V222H105V220H106V218L105 219H103ZM118 220H116V221H118ZM141 220H144V219H141ZM147 220V219H146ZM208 220V219H207ZM211 220V219H210ZM216 220H218V219H216ZM215 220V221H216ZM89 221H91L92 222V220H89ZM168 221H169V219H168ZM176 221V220H175ZM180 221V220H179ZM197 221V220H196ZM214 221V223H216ZM119 222V221H118ZM117 222V223H118ZM144 222V221H143ZM146 222V221H145ZM157 222V221H156ZM163 222V221H162ZM178 222V221H177ZM222 222H224V223H226V221H222ZM222 222H220V220H219V223H221V224H223ZM97 223H98V220H97ZM108 223L110 224V222H108L107 220H106V225H108ZM112 223V222H111ZM164 224H165V222H163ZM168 223V222H167ZM219 223H218V225H219ZM99 224H100V221H99ZM105 224V223H104ZM148 224V223H147ZM159 224H160V221H159ZM169 224V223H168ZM204 224V223H203ZM210 224V223H209ZM87 225H89V224H87ZM93 225V226H92ZM92 225H90V226H92V227H94V224H92ZM95 225H97V227H98V224H95ZM100 225H102V223L100 224ZM105 225V226H106ZM113 225H116V224H114L113 223ZM215 225V224H214ZM90 226H88V227H90ZM104 226V227H105ZM109 226H111V225H109ZM154 226V225H153ZM188 226V225H187ZM192 226V225H191ZM198 226H199V224H198ZM203 226H205V224L203 225ZM209 226V225H208ZM222 226V225H221ZM83 227H85V226H83ZM92 227H90L89 228V230H93V228ZM103 227V226H102ZM102 227L100 226V228L102 229ZM111 227H113V226H111ZM115 227V226H114ZM113 227V228H114ZM206 227V226H205ZM107 228H109L108 226L107 227H105V228H103V229H105V230H108ZM153 228H155V227H153ZM160 228H161V226L160 227H158L157 226V230H156V233H154L153 232V234H151L152 235V237H151V239H150V241H152V240H155L156 238H157V233L159 232V230H160ZM188 228V227H187ZM214 228V227H213ZM96 229V231H98L97 230V228H95L94 227V230ZM102 229V230H103ZM190 229V228H189ZM201 229L203 230V227H201ZM200 228H199V230H201ZM204 229H208V227L207 228H204ZM78 230V229H77ZM81 230V229H80ZM105 230H103L104 232H105ZM148 230V229H147ZM150 230V229H149ZM162 230V229H161ZM195 230V229H194ZM199 230H197V234H199L200 232H203L202 230L201 231H199ZM204 231L203 233H201L202 235L203 234H207L206 236H208L209 234H208V232L207 231ZM212 230V229H211ZM211 230H209V231H211ZM215 230V229H214ZM242 230V229H241ZM66 231V230H65ZM69 231H70V229H69ZM68 231V232H69ZM109 231V230H108ZM190 231V230H189ZM199 231V232H198ZM239 230H237V232H238ZM62 232V231H61ZM60 232V233H61ZM77 232V231H76ZM83 232V231H82ZM93 232H95V231H93ZM177 232V231H176ZM183 231H181V233H182ZM195 232H196V230H195ZM207 232V233H206ZM212 233H214L215 234V231H211ZM210 232V233H211ZM263 232V231H262ZM67 233V232H66ZM66 233H64V234H66ZM73 233V232H72ZM92 233V232H91ZM99 233V232H98ZM98 233H95V234H98ZM145 233V232H144ZM178 233H179V231H178ZM184 233H186L187 234V232H184ZM183 233V234H184ZM189 233V232H188ZM192 233H193V231H192ZM62 234V236L63 237H65L66 235H64L63 233H61ZM75 234V233H74ZM82 234V233H81ZM93 234V233H92ZM91 234V235H92ZM163 234V233H162ZM190 234H191V232H190ZM235 234V233H234ZM69 235V234H68ZM94 235V234H93ZM202 235H201V237H202ZM237 235V234H236ZM249 235V234H248ZM61 236V237H62ZM73 236V235H72ZM120 236V234H118V235H116L115 237H119ZM173 236V235H172ZM171 236V237H172ZM183 236H185V235H183ZM182 236V237H183ZM188 236V238H189V236H190V238H193V239H195L196 237L195 236H197L198 237V235H196V234H192V235H186V237ZM232 235L230 234V236L229 237H231ZM56 237H60V235L58 234V236L56 235ZM62 237V238H63ZM82 237V236H81ZM173 237H175V235L173 236ZM180 237V236H179ZM182 237H181V239H182ZM200 237V236H199ZM199 237L198 238H196L194 241L191 239L190 241H193V243L194 242H196V240H201V239H199ZM200 237V238H201ZM204 235H203V237H202V239H204ZM214 237V236H213ZM212 237V238H213ZM68 238V237H67ZM72 238V237H71ZM75 238V237H74ZM187 238V239H188ZM207 238H209V236L207 237ZM228 238V237H227ZM226 238V239H227ZM232 238V237H231ZM234 238V237H233ZM237 238V237H236ZM235 238V239H236ZM64 239V238H63ZM65 239H66V237H65ZM79 239V238H78ZM180 239V241H179V243H181V240ZM206 239V238H205ZM183 240H186V239H184L183 238ZM59 241H61V238H56V242H59ZM63 241V240H62ZM163 241H166V239L165 240H163ZM170 241H171V239H170ZM172 241H173V239H172ZM189 241V243H191L192 244V242H190ZM202 241V240H201ZM206 241H210L209 239L208 240H204L203 241V243L206 245L207 243H205ZM226 241V240H225ZM236 241V240H235ZM256 241V240H255ZM65 242V241H64ZM63 242V243H64ZM156 242H157V240H156ZM155 242V244L153 245L152 243H150L151 245H153L154 247L156 246V247H159L158 245H156V244H159V242L158 243H156ZM167 242V241H166ZM174 242V241H173ZM257 242V241H256ZM68 243H70L69 241H68ZM68 243H66L67 245H68ZM169 242H167V244H168ZM201 243V242H200ZM71 244V243H70ZM171 244V243H170ZM174 244V243H173ZM176 244V243H175ZM186 244H188V243H185V244H183V245H185L186 247H187V245ZM194 244H196V243H194ZM211 244H212V242H211ZM225 244V243H224ZM242 244V243H241ZM247 244V243H246ZM63 245V244H62ZM149 245V244H148ZM151 245H150V247H151ZM162 245H163V242H162ZM162 245H160V246H162ZM198 245V244H197ZM203 244L201 243V245L200 246H202ZM219 245V244H218ZM218 245H216V244H214L213 246H211L212 248L211 249H209V251H211L212 249H214L215 250V252H213V250L211 251V252H213V254L215 253V255H216V250L218 249ZM223 245V244H222ZM262 245V244H261ZM152 246V247H153ZM163 246H165V245H163ZM162 246V247H163ZM199 246V245H198ZM199 246V247H200ZM207 246H209V243H208V245ZM214 246H216V247H214ZM221 245H219V247H220ZM155 247V248H156ZM169 247H171V246H169ZM178 247H180V246H178ZM182 247V246H181ZM184 247V246H183ZM182 247V248H183ZM188 247H189V245H188ZM206 247V246H205ZM205 247H203V249L205 248ZM214 247V248H213ZM223 247V248H222ZM222 247H220L221 248V250H220V252H219V254H221L222 256L224 255V254H228V252L227 253H223V252H225L226 251V245H223ZM225 247V248H224ZM237 247V246H236ZM251 247H253V246H251ZM149 248V247H148ZM155 248H154V252H155ZM160 248V247H159ZM158 248V249H159ZM167 248V247H166ZM190 248H191V246H190ZM190 248H188V249H190ZM202 248V247H201ZM210 248V247H209ZM215 248H217V249H215ZM153 249V248H152ZM158 249H157V251H158ZM163 249V248H162ZM168 249V248H167ZM170 249V248H169ZM175 249H176V247H175ZM174 248H173V250H171L172 251V254H171V257L172 256H176L175 254H176V250H175ZM179 249V248H178ZM184 249H185V247H184ZM206 249V248H205ZM225 249V250H224ZM149 250L151 251V249L149 248ZM160 250H161V248H160ZM159 250V251H160ZM191 250H195L194 251V253L196 252V250H197V248H195V249H191ZM222 250H224V251H222ZM233 250V249H232ZM254 250V249H253ZM132 251L133 250H131V254H132ZM140 251V250H139ZM147 251V250H146ZM153 251V250H152ZM168 251V250H167ZM175 251V252H174ZM183 250H181V252H182ZM185 252L187 251V249L186 250H184ZM201 251V250H200ZM207 251H208V249H207ZM208 251V252H209ZM222 251V252H221ZM238 251V250H237ZM145 252V251H144ZM143 252V254H145ZM148 252V251H147ZM146 252V253H147ZM161 252V251H160ZM160 252H158V255H159V257L161 258V256L165 253V252H163V254L161 253V256H160ZM169 252V251H168ZM167 252V253H168ZM173 252H174V254H173ZM184 252V253H185ZM189 251H187L186 253H188ZM192 252V251H191ZM190 252V256H189V260L188 259H185L184 260V258H181V257H183V256H179L182 260H184V262L185 263H187V262H189V261H192V259L194 258L193 256H197V255H195V254H199L198 252H196L195 254L193 253V256L191 255L192 253ZM233 252V251H232ZM256 252V251H255ZM101 253H103V252H101ZM142 253V251H140V254ZM151 253V252H150ZM167 253H165L164 255H167ZM179 253H180V251H179ZM185 253V254H186ZM202 253L204 254L205 252H203V250H202ZM202 253H201V255H202ZM241 253V252H240ZM243 253V252H242ZM75 254V253H74ZM147 254H149V252L147 253ZM146 254V255H147ZM229 254H232V253H230L229 252ZM228 254V255H229ZM76 255H78V254H76ZM146 255H145V258H146ZM156 257L158 256L157 255V252L154 254ZM211 255H212V253H211ZM217 255H218V252H217ZM216 255V256H217ZM220 255V256H221ZM46 256H48V255H46ZM54 257H55V255H53ZM58 256V255H57ZM56 256V257H57ZM139 256V255H138ZM187 256H188V254H187ZM186 256V257H187ZM216 256L214 257V259L216 258ZM222 256H221V258H222ZM238 256V255H237ZM251 256V255H250ZM44 257V256H43ZM53 258L52 257V259H53V261H52V264H59L60 262H58L60 259H61V257H60V259L59 260H56L57 258ZM63 257V256H62ZM143 257V255L141 256V258ZM154 257V256H153ZM167 257V256H166ZM179 257H178V259H179ZM185 257V258H186ZM190 257H193V258H191L190 259ZM202 257V256H201ZM210 257V256H209ZM224 257V256H223ZM229 257H233V254H232V256H230L229 255ZM252 257V256H251ZM49 258V257H48ZM59 258V257H58ZM65 258V257H64ZM140 258V257H139ZM173 258V257H172ZM175 258V257H174ZM174 258H173V260H174ZM204 259H202V261H204L205 260V257H203ZM218 258V261H221L222 262V260L224 261L225 259H220L219 260V257H217ZM217 258L215 259V261L217 260ZM238 258L239 259H241L240 258V256H238ZM63 259V258H62ZM66 259V258H65ZM65 259H63V260H65ZM69 259V258H68ZM68 259H66V260H68ZM198 259V258H197ZM208 259V258H207ZM226 259L228 260V257L226 256ZM243 259H245V258H243ZM243 259H241V262H243L242 260ZM254 259V258H253ZM259 259V258H258ZM66 260H65V262L64 263H66L67 264V262H66ZM73 260L74 259H72V263H73ZM148 260V259H147ZM152 260H153V258H152ZM164 260V259H163ZM169 260V259H168ZM173 260H172V262H173ZM180 260V259H179ZM179 260H177L178 261V264H184L183 263V261H179ZM188 260V261H187ZM194 260L195 261H197L195 258H194ZM193 260V261H194ZM198 260H201V258L200 259H198ZM256 260V259H255ZM254 260V261H255ZM143 261V260H142ZM154 261V260H153ZM169 261H171V260H169ZM192 261V262H193ZM202 261H200V262H202ZM213 261V260H212ZM246 261V260H245ZM257 261V260H256ZM68 262H69V260H68ZM146 263H148V261H145ZM145 262H142V264H146ZM156 262H160V263H162L163 261H162V259H161V261H159V260H157ZM166 262V261H165ZM179 262H181V263H179ZM191 262V263H192ZM220 262V263H221ZM258 262V261H257ZM261 261H259V263H260ZM139 263H141V262H139ZM149 263H150V260H149ZM153 263V262H152ZM168 263H170V262H168ZM173 263H176L175 261L173 262ZM195 263V262H194ZM198 263V262H197ZM216 263H218V262H216ZM258 263V264H259ZM14 264H16V263H14ZM76 264V263H75ZM165 264V263H164ZM188 264V263H187ZM200 264H202V263H200ZM223 264V263H222ZM229 264V263H228ZM251 264V263H250Z\"/></svg>","mask_w":264,"mask_h":264},{"label":"clouds","instance_id":"clouds-1","mask_svg":"<svg viewBox=\"0 0 264 264\" xmlns=\"http://www.w3.org/2000/svg\"><path fill=\"white\" fill-rule=\"evenodd\" d=\"M228 95L232 116L241 117L250 140L264 145V79L249 76L231 88ZM231 123V120L225 122L226 126ZM9 143V137L0 135V179L8 163ZM37 147L46 162L23 185L10 191L8 206L0 217V254L19 257L54 255L61 247L56 242V234L80 226L93 214L87 201L75 194L85 186L94 147L83 141L77 146H68L63 127L51 126L41 129ZM252 150L255 151V144ZM69 176L73 178L71 182L67 179ZM162 183L163 178L156 177L145 187ZM148 227L150 224L122 214L112 234L134 236Z\"/></svg>","mask_w":264,"mask_h":264},{"label":"snow or ice","instance_id":"snow-or-ice-1","mask_svg":"<svg viewBox=\"0 0 264 264\" xmlns=\"http://www.w3.org/2000/svg\"><path fill=\"white\" fill-rule=\"evenodd\" d=\"M168 0H70V3H66L65 0H19V3L25 7H30L35 10V18L32 17L31 13H28V19L22 21L18 27H13L11 32L13 35L9 37L8 33L0 32V75L5 72H11L23 59L35 56L36 49H28L24 44L19 43L24 39H27L28 33H36L38 25H43L46 21L51 20L52 23H56V16L58 13H62L64 8H74L77 9L81 15L83 12L81 10L87 11L92 8L100 7L101 5H113V6H131V5H144L157 3L164 4ZM189 4H204L205 0H185ZM216 4L221 6H227L236 10H243L257 21L258 30L264 38V0H214ZM76 15V13H74ZM54 36H58L59 33L55 29L52 30ZM262 57H264V52H262ZM216 71L220 74L221 80H230L233 83L230 84V89L234 86L240 84L242 81L247 79L249 76H257L264 79V58L261 60L260 68L257 73H249L248 75H242L240 69L235 65L225 64ZM145 72L150 76H159L163 73L162 65H149L146 66ZM229 89V90H230ZM143 107V106H140ZM164 110V105L161 104L158 111L162 112ZM157 110L151 111V117L158 116ZM66 117L63 114H55L50 119L44 120L42 122L41 128L45 126L63 127V121ZM87 119V116H85ZM6 136V134H0ZM156 174L150 171H146L142 174L140 178L133 182L127 192V200L129 202L138 199L142 191L146 188L145 185L148 184L153 178H156ZM261 199L264 201V189L261 190ZM264 207V204H262ZM250 209V205H244L240 209H237V214H243ZM90 218H88L80 226L86 224ZM125 237H130L131 246L133 249H139L141 251H146L148 244L147 236L143 232H138L134 236H122L117 238L111 234L95 236H82L80 239L72 242L68 245H61L58 252L54 255H70L72 253H81L89 249H119V240H123Z\"/></svg>","mask_w":264,"mask_h":264}]
</instances>
